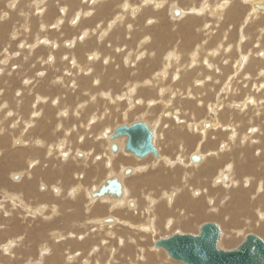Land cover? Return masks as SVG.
<instances>
[{
    "label": "bare ground",
    "instance_id": "obj_1",
    "mask_svg": "<svg viewBox=\"0 0 264 264\" xmlns=\"http://www.w3.org/2000/svg\"><path fill=\"white\" fill-rule=\"evenodd\" d=\"M8 1V0H7ZM10 1V0H9ZM12 1V0H11ZM18 0H14L11 5H14L13 8L9 9L10 10H13L17 4ZM36 2V4H38L37 6L34 5L35 7V13H37L39 15V19L40 17H42V20L43 18H50L52 17V13H53V10L57 7L60 11V14L61 12L63 13V11L66 12V15L69 13L71 14L73 12V10L71 9V7L69 8V6L67 5V3L69 2V4H72L74 5L73 7H75L76 4H78V1L79 0H66V4H62L63 1L65 0H62V2L60 1H57V0H34ZM86 1H90V0H83L82 2H86ZM149 1V3L147 2ZM160 1V2H159ZM202 2L197 4V2H190L192 8H190V10L192 9V11H188L189 7L188 4L187 6L186 5H183L181 6L179 3L178 0H176L175 3H170L168 5V8L171 7V10L173 11V13L175 11H179V14H175L177 16L181 15L180 17L178 18H174L175 21H178L181 22L180 23V34H181V38L183 39V42H182V46H183V50L186 49L187 51L189 50L188 54L190 55V57L192 58L191 60L193 61V65L189 62V64L182 60H180L181 64L179 65V67L181 66L182 70H183V74L180 75V68L178 66H176V69H175V74L172 72V74H170V76L172 75L174 79H179V83L180 82H183V84L185 83V81H188L189 79L191 80L192 78L194 79L193 81L195 82V78L197 76H194L195 72H197V68L198 67H193L195 66H198L199 64V59H198V56H199V48H200V44H198V40H196V38L198 37V35L196 33H191V31L193 32V29L191 31H187L186 30V27H188L191 23L193 24L195 20L198 19V17L196 16H193L192 14H197V15H200L204 12H206L208 10V5L209 3L208 2H216L215 0H201ZM242 2V0H240ZM244 1H247V0H244ZM6 2V0H5ZM233 5H232V1L231 0H223L221 1V3L219 5H217V8H218V19L222 22L225 20L227 14H230L231 13V10H232V16H233V11H239L241 8H242V3H239L237 0L236 1H233ZM248 2L251 4L250 6H252V10L254 11V15L251 14V11H250V6L248 7V10L246 12V15L244 16H241L239 18H243L242 20V23H240V33L239 34H243L244 33V30H246L247 26H249V23L252 21L254 22V20H257L258 22V25H257V28H258V40L261 42V43H264V25L260 19V16H264V0H248ZM30 3V2H29ZM91 3V2H90ZM141 4L139 5L140 7H135L137 5L136 3V0H96L94 4H92L90 7L87 8V11L85 12H88L89 15H91L89 17V19H87V16L85 17L87 20H84L82 23L81 26L79 27H87L85 28L86 29V36H89L88 34L90 32H92L90 30V28H95V26H93L94 24L96 26L99 25V30L101 31L102 33V37L104 38H100L98 40H94V41H91V40H86V42L84 44H79L76 42V40L74 38H76V34H75V37L72 38L71 36V41L68 42V48L67 50L69 49V52L67 53V56L68 54H71L73 55L70 59V64H71V61H72V64L71 66L75 67V69L78 68V66H81L83 67V74L84 76H80V80L84 81L87 83L88 86H91V81L92 83L93 82H97V84L99 85V89L101 91V93H103V97L105 99H108L110 102H120V100H122L121 98L125 95H120V94H116L115 91L111 92V91H108V90H101V88L106 84L107 85V82H105V73H116V74H120L121 72H124L126 71V69H123V67L118 70V71H114V67L116 66V64H119L121 63V60L119 58L118 55H114V53H112V51H119L117 52L118 54H121L123 52H125L124 49H126L128 47H124L123 48V42L125 41L126 44H127V41H126V38L127 37H131V42L133 41V39L136 41L138 39L139 44L138 46H140L142 49L139 50V54L136 56L134 62L132 60L129 59V61L126 63L125 66L128 67L131 66L132 68L135 67V68H138V65H137V60L141 59L143 57L144 59V56L147 54H149L148 50H150L148 47H150L152 44V36L156 37V40L158 43H161V42H165V41H169L171 42L173 39H176V34L172 31V30H169L167 31L168 28H170V26L167 27V24H166V16H165V10H163V7H164V4L166 3L165 0H141L140 2ZM160 3V10L156 11L154 10L153 7H156L154 6L155 4H158ZM7 4V3H6ZM31 4H33L31 2ZM30 4V5H31ZM83 4V3H82ZM136 4V5H135ZM184 4V3H183ZM29 5V7H30ZM62 5V6H60ZM145 5V6H144ZM167 5V4H166ZM165 5V6H166ZM71 6V5H70ZM87 6V5H86ZM172 6H175V7H172ZM178 6H181L182 8L178 9L177 7ZM211 6H213L211 4ZM245 6V5H244ZM244 6H243V10H244ZM5 7V6H4ZM3 7V8H4ZM142 7V8H141ZM186 7H188V9H186ZM210 7V6H209ZM214 7V6H213ZM2 8V7H1ZM31 8V7H30ZM76 8V7H75ZM96 8V11H94L93 9ZM167 8V7H166ZM165 8V9H166ZM212 8V7H211ZM7 9V8H6ZM6 9L4 11H6ZM66 9V10H65ZM81 9V8H80ZM133 9V12L134 13H137L136 15L132 14L131 10ZM3 10V9H2ZM1 10V11H2ZM8 10V9H7ZM76 11L75 12H79L77 11V9H75ZM168 10V9H167ZM243 10L241 12V15H243ZM15 11V10H14ZM26 11V10H25ZM28 11H30V9H28ZM33 11V10H32ZM255 11H258V13L260 12L261 14H256ZM18 12V11H17ZM82 12V9L81 11ZM83 12V13H85ZM93 12V13H92ZM139 12V13H138ZM5 13V12H4ZM7 13V11H6ZM21 13L24 14L21 10ZM21 13H18L20 15H22ZM91 13V14H90ZM189 15L187 16L186 14ZM191 13V15H190ZM17 14V13H16ZM15 14V15H16ZM27 14V13H26ZM26 14H24L26 16ZM128 14H132V16H129ZM167 14V13H166ZM236 14V12L234 13ZM29 12H28V14ZM34 15V14H33ZM32 15V17H33ZM37 15V16H38ZM65 15V14H64ZM75 15V14H74ZM86 15V14H85ZM127 15V16H125ZM171 15V14H170ZM174 15V14H172ZM215 15V14H214ZM240 15V14H239ZM238 15V16H239ZM247 15H248V20L246 19L247 18ZM19 16V15H18ZM237 16V17H238ZM1 17V16H0ZM15 17V16H14ZM20 17V16H19ZM57 16L56 17V20L58 19V23H56V20H55V24L57 25L58 24V28L55 29H52V30H55V31H58V32H53L52 30H50V33L52 34H55V33H64V29L60 32L59 30H61V28H63V25L64 23H61L62 21H64V16L61 14V17ZM74 17L73 16V20H74ZM77 17V15H76ZM80 17V16H79ZM111 17V18H110ZM176 17V16H175ZM230 17V15H229ZM236 17V16H235ZM236 17V18H237ZM10 18V16L8 17ZM17 18V17H16ZM23 18V16H22ZM110 18V19H113V21L109 24L110 26H107L106 23L109 22L107 21V19ZM173 18V17H172ZM232 18V17H231ZM235 18V20H236ZM238 18V20H240ZM15 19V18H14ZM20 19V18H19ZM18 19V21H20ZM84 19V18H83ZM82 19V20H83ZM109 19V20H110ZM117 19V21H115ZM160 20L158 21V24L159 23H162V24H156L157 23V20ZM168 19V18H167ZM208 19V17L206 18ZM230 19V18H229ZM36 20V18H35ZM51 20L50 23L52 22L53 18L52 19H49ZM71 20V19H70ZM105 20L107 21L105 23ZM45 21V20H43ZM41 22L39 21L40 23L38 24V26H40V29L42 27V29H46L48 27V23H45V22ZM111 21V20H110ZM148 21V22H147ZM212 21V20H210ZM229 21V20H228ZM261 21V22H259ZM4 22V21H2ZM8 22V21H7ZM38 22V21H37ZM48 22V21H47ZM68 22V21H67ZM151 22H154V23H151ZM237 22V21H236ZM9 23V22H8ZM26 23V21L24 22ZM23 23V26L25 27V24ZM32 23V22H30ZM30 23H29V26H30ZM35 23V22H34ZM49 23V24H50ZM97 23V24H96ZM176 23L175 26L178 24ZM195 23H197V21H195ZM4 24V23H3ZM16 24H19L18 22L16 23L15 22V27H16ZM22 24V22H21ZM27 24V23H26ZM70 24V23H69ZM217 25H219L218 23H216ZM238 24V23H237ZM256 24V23H254ZM12 25V24H11ZM28 25V24H27ZM137 26L139 25L138 28H134V26ZM198 25V24H197ZM208 25L209 23H207V21H204V23L202 24V27L201 29H205L208 30ZM252 25V24H251ZM21 26V25H20ZM53 26H55L53 24ZM66 26V25H65ZM93 26V27H92ZM135 26V27H136ZM179 26V25H178ZM236 26V25H235ZM234 26V27H235ZM27 27V26H26ZM25 27V28H26ZM60 27V28H59ZM70 27V26H69ZM173 27V26H172ZM5 28V27H4ZM12 32L14 30V27H12ZM20 28V27H18ZM24 28V29H25ZM28 28V27H27ZM31 28V27H30ZM29 28V29H30ZM39 28V27H38ZM52 28V27H50ZM67 29V26L64 27ZM190 28V27H188ZM2 29V28H1ZM34 28H32L33 30ZM58 29V30H57ZM75 29V28H74ZM78 29V28H77ZM82 29V28H79V30ZM98 29V28H97ZM96 29V30H97ZM5 29H3V31H5ZM39 30V29H38ZM78 30V31H79ZM139 30H142V32H144L143 34H140L141 31ZM186 30L185 33H183L184 31ZM200 30V29H199ZM21 31V29H20ZM25 31V30H24ZM23 31V32H24ZM29 31V30H28ZM34 31V30H33ZM37 31V30H35ZM40 31V30H39ZM52 31V32H51ZM66 31V30H65ZM77 31V32H78ZM83 32V30H81ZM175 31V30H174ZM183 31V32H182ZM211 31V30H209ZM214 31V30H213ZM16 32V31H15ZM46 32V31H45ZM48 32V31H47ZM46 32V33H47ZM74 32V31H73ZM72 32V33H73ZM76 32V33H77ZM98 32V30H97ZM96 32V33H97ZM195 32V31H194ZM234 32V31H233ZM247 32V31H246ZM256 32V31H255ZM2 33V32H1ZM5 33V32H4ZM3 33V34H4ZM8 33V32H7ZM22 34V32H20ZM36 33V32H35ZM40 33V32H39ZM38 33V34H39ZM49 33V34H50ZM68 33L67 35H69L70 32H67ZM99 33V32H98ZM97 33V34H98ZM100 33V34H101ZM208 33V31H207ZM226 33L228 34L229 33V30H226ZM232 33V32H230ZM235 33V32H234ZM21 34H19V37L21 36ZM37 34V35H38ZM42 34V33H41ZM51 34V35H52ZM65 34V33H64ZM63 35V37H66V34L65 36ZM81 34V33H80ZM93 34V33H92ZM91 34V36H92ZM209 34V33H208ZM212 34V33H211ZM245 34V33H244ZM6 35V33L4 34ZM11 35V34H10ZM13 35H15L13 33ZM18 36V34H16ZM36 35V37H38ZM73 35V34H71ZM79 35V34H78ZM77 35V37H78ZM83 35V33H82ZM94 35V34H93ZM96 35V34H95ZM99 35V34H98ZM97 35V37H98ZM205 35V33H204ZM8 36V35H7ZM23 36H24V33H23ZM28 36V34L26 35ZM40 36V35H39ZM48 36V35H47ZM53 36V35H52ZM58 36V35H57ZM180 36V35H179ZM2 37V36H1ZM14 37V36H13ZM18 37V38H19ZM33 37V36H32ZM42 37V36H41ZM62 36L61 38L64 39ZM80 37V36H79ZM84 37H85V34H84ZM90 37V36H89ZM97 37H94L95 39H97ZM140 37L142 38L140 40ZM211 37V36H210ZM209 37V38H210ZM226 37V36H225ZM224 37V38H225ZM242 37V36H241ZM54 38V37H53ZM50 40L49 37H46V34L40 39L38 40V44L40 45L42 43V46L43 45H46L47 48L49 47L50 51H52L53 53H55V48H57L56 46H58V40L55 41L56 39L53 40ZM58 38V37H57ZM61 38H59V40H62ZM87 38V37H86ZM85 38V39H86ZM137 38V39H136ZM207 38V39H209ZM215 38V36H214ZM218 38V37H217ZM249 38V37H248ZM2 39V38H1ZM26 39V37H25ZM35 39V38H34ZM37 39V38H36ZM92 39V38H91ZM243 39V37H242ZM241 39V40H242ZM15 40V39H14ZM28 40V39H27ZM65 40V39H64ZM63 40V41H64ZM171 40V41H170ZM181 40V39H180ZM210 40V39H209ZM215 40V39H214ZM245 40V39H244ZM36 40H34V43H35ZM177 41V40H176ZM62 42V41H61ZM66 42V41H64ZM93 42V43H92ZM118 42V43H117ZM122 42V43H121ZM137 42V41H136ZM148 42H151L149 45L150 46H147L146 48L148 49H144V45L147 44ZM155 42V41H154ZM243 42V41H242ZM33 43V44H34ZM121 43V44H120ZM172 43V42H171ZM194 43H197L198 45L196 47L193 48V44ZM240 43V42H239ZM249 43V42H248ZM259 43V42H257ZM31 44V43H30ZM64 43L62 42L61 45H63ZM117 47V45H119ZM125 44V45H126ZM133 44H134V41H133ZM135 43V45H137ZM156 44V43H155ZM168 44V43H167ZM180 44V43H179ZM206 44V43H205ZM223 43H219L217 46L218 48L215 49H211L209 51H207V54L204 55V56H207L206 58H204L206 61L209 60V58L211 57H214L216 56L219 52H220V48H222V45ZM241 44V43H240ZM238 44V47H239V51H242L241 50V45ZM7 45V44H6ZM28 45V44H27ZM60 45V44H59ZM131 45V44H130ZM129 45V46H130ZM166 45V44H165ZM260 45H263V48H264V44H260ZM28 46H31V45H28ZM34 46V45H33ZM37 46V44H36ZM35 46V47H36ZM156 46L160 47L161 48V45L160 44H157ZM169 46V45H168ZM176 46H178L176 44ZM175 46V48H176ZM215 46V45H214ZM244 46V45H243ZM9 47V45H8ZM26 48V45L24 46ZM61 46H59L58 48H60ZM64 47V46H63ZM116 47V48H115ZM163 47V46H162ZM171 49L173 50L172 46L170 45ZM174 47V46H173ZM179 47V46H178ZM181 47V46H180ZM228 47V46H226ZM229 47H232V44L229 45ZM254 47V46H253ZM252 47V48H253ZM33 48V47H32ZM43 48V47H42ZM45 48V47H44ZM136 48V47H135ZM153 48V47H152ZM182 48V47H181ZM180 48V49H181ZM261 48V47H259ZM7 49V48H5ZM17 49V48H16ZM46 49V48H45ZM139 49V48H138ZM136 49V51L138 50ZM169 49V48H167ZM170 49V50H171ZM192 49V50H191ZM230 49V48H229ZM2 50V48H1ZM0 50V51H1ZM31 50V49H30ZM59 50V49H58ZM93 50V51H92ZM124 50V51H123ZM127 50L129 51V49L127 48ZM126 50V51H127ZM165 49H163L164 51ZM177 52H175V50L173 51H165L166 54L165 56L162 55V62L161 64L159 65V61L157 62V58H155L156 60L154 61V58L151 57V59H149V61L154 65V64H157L154 66V69H157L155 71H151L149 68H148V71L150 70V72H152L151 76H154L153 78L152 77H147L144 79L145 80V83L147 84L146 86H149L148 84H154L155 81L157 82H160L161 83V76H162V80L166 79L167 78V75H169V70L171 68L170 66V59L169 58H174L175 56L177 57V60H175L176 62L178 61V48H176ZM253 50V49H252ZM262 50V49H261ZM260 50V51H261ZM18 51H20L18 49ZM49 51V52H50ZM64 51V49H63ZM84 51H88L87 53L89 54L90 51L93 52L94 54V59L93 60H89V62L86 63L85 61V65L83 66V61H84V57L86 55H88L87 53H85V56H84ZM135 51V50H134ZM133 51V52H134ZM151 51V50H150ZM223 51H226V50H223ZM259 51V52H260ZM3 52V51H2ZM8 52V51H7ZM44 52V51H42ZM131 52V51H130ZM161 52H162V48H161ZM181 51H179V54H180ZM222 52V51H221ZM227 52V51H226ZM248 52V51H247ZM5 53V52H4ZM17 53V52H16ZM52 53V56L55 57L56 55H54ZM63 53V52H62ZM160 53V52H159ZM157 53V55L159 54ZM169 55H168V54ZM183 53V52H181ZM186 53V52H185ZM246 53V52H245ZM258 53V52H256ZM6 54V53H5ZM19 54V53H18ZM30 54V53H29ZM28 54V55H29ZM34 54V53H33ZM44 54V53H43ZM57 54V53H56ZM91 54V53H90ZM126 54V53H125ZM135 54V53H134ZM163 54V52H162ZM264 54V52H263ZM1 55V53H0ZM9 55V54H8ZM39 56V54H37ZM65 55V53H64ZM92 55V54H91ZM127 55H128V52H127ZM149 55H154L153 52H150ZM156 55V54H155ZM156 55V56H157ZM168 55V56H167ZM182 55V54H181ZM188 55V56H189ZM234 55V54H233ZM252 53H251V50L250 52L246 53L245 56H246V59H245V56L243 57V59L241 60L240 63H238L239 65L240 64H244L245 61H250V57H251ZM256 55V54H255ZM25 56V55H24ZM45 56V55H44ZM66 56V57H67ZM167 56V57H166ZM183 56V55H182ZM261 56H264V55H261ZM7 57V56H6ZM63 57V55H62ZM61 57V58H62ZM70 57V56H69ZM69 57L67 58L68 61H69ZM121 57V56H120ZM155 57V56H154ZM260 57V56H258ZM27 58V57H26ZM41 58V57H39ZM47 58V57H46ZM104 58V59H103ZM113 58H115L116 62H114V60H112ZM122 58V57H121ZM133 58V57H132ZM150 58V57H149ZM188 58V57H187ZM264 63V57H260ZM259 58V59H260ZM3 59V58H2ZM23 59V58H22ZM21 59V60H22ZM49 59V58H47ZM66 59V58H65ZM125 59H128L126 58L125 56ZM124 59V60H125ZM179 59H181L179 57ZM17 60L18 57H17ZM24 60V59H23ZM33 60V59H31ZM30 60V61H31ZM45 60V59H44ZM64 60V59H63ZM104 61H107V64L106 66L108 67V70L107 72L106 71V66H104ZM112 60V61H111ZM229 60V59H228ZM238 60V59H237ZM39 61V60H37ZM41 61V60H40ZM46 61V60H45ZM67 62L63 63L62 65L64 67L67 66ZM123 61V60H122ZM195 61V62H194ZM198 61V62H197ZM205 61V62H206ZM1 62V61H0ZM21 62V61H20ZM23 62V61H22ZM42 62H44L42 60ZM114 64H113V63ZM174 62V64L176 63ZM179 62V63H180ZM204 62V63H205ZM218 62V61H217ZM260 62V61H259ZM257 61L258 64L256 65H259V63ZM53 63V62H52ZM51 63V65H52ZM125 63V61H124ZM203 63V64H204ZM210 63V62H209ZM23 64V63H22ZM36 64V63H35ZM45 64H48L47 62H45ZM50 64V63H49ZM61 64V63H60ZM140 64V63H139ZM150 64V63H149ZM208 64V63H207ZM215 64V63H214ZM233 64V63H232ZM231 64V65H232ZM249 64V63H248ZM27 65V64H26ZM34 65V63H33ZM32 65V67H33ZM123 65V64H122ZM148 65V64H147ZM220 63H219V68L215 65L214 66V69H212L211 71H214V72H217V69H218V72H220ZM225 65V64H224ZM261 65V64H260ZM20 66V65H19ZM18 66V67H19ZM48 66V65H47ZM158 66V67H157ZM200 66V64H199ZM254 66V65H253ZM12 67V66H11ZM42 67V65H41ZM40 67V68H41ZM51 68V66H48ZM61 68L58 64L57 65H52V68ZM63 67V68H64ZM70 67V66H69ZM67 67V68H69ZM85 67V68H84ZM102 67H105L106 69H103ZM170 67V68H169ZM178 67V68H177ZM201 67V66H200ZM223 67V66H222ZM233 67V66H232ZM240 67V66H239ZM243 67V66H242ZM257 67V66H256ZM38 68V67H37ZM114 68V69H113ZM118 68V67H117ZM146 68V67H145ZM144 68V69H145ZM174 68V67H172ZM253 68V67H252ZM255 68V67H254ZM263 68H264V64H263ZM8 69V68H7ZM66 69V68H65ZM71 68H69L67 71L69 73V70ZM74 69V70H75ZM80 69V68H79ZM78 69V70H79ZM137 69V70H138ZM200 69V68H199ZM198 69V70H199ZM228 69V68H227ZM236 69V68H235ZM259 69V68H258ZM12 70V69H11ZM28 70V69H27ZM30 70V69H29ZM58 70V69H57ZM63 70V69H62ZM73 70V69H72ZM73 70V71H74ZM77 70V71H78ZM125 70V71H123ZM143 69L142 67L140 68V70L138 72H141ZM231 70V69H229ZM240 69H236V71L238 72ZM242 70V69H241ZM257 70V69H256ZM264 69H262L261 67V73ZM2 71V70H1ZM8 71V70H7ZM6 71V72H7ZM13 71V70H12ZM11 71V73H12ZM51 71V70H50ZM54 71V70H53ZM134 71V70H133ZM223 71V70H222ZM236 71H234V75L237 73ZM253 71V70H252ZM10 72V71H9ZM25 72V71H24ZM32 72V71H31ZM34 72V70H33ZM57 72V71H56ZM55 72V74H56ZM64 72V71H63ZM72 72V71H71ZM132 72V71H131ZM199 72H201L199 70ZM198 72V73H199ZM233 72V71H232ZM236 72V73H235ZM5 73V72H4ZM21 73V72H20ZM23 73V72H22ZM21 73V74H22ZM29 75L32 74L30 72H28ZM27 73V74H28ZM46 73V72H45ZM67 73V74H68ZM77 74V72H75ZM124 73H121L122 76H124L123 74ZM128 73L130 74L129 72V67H128ZM142 73V72H141ZM166 73V74H165ZM211 74H213L212 72H209ZM228 73V72H227ZM256 73V72H255ZM253 73V74H255ZM260 73V72H259ZM258 73V74H259ZM260 73V74H261ZM3 74V73H2ZM15 74V73H14ZM18 74V73H16ZM24 74V73H23ZM63 74V73H61ZM80 74V73H79ZM81 74V75H83ZM162 74V75H161ZM230 74V73H229ZM251 74L250 72H247L244 74V79H245V76L247 78H251L252 76H256V75H253ZM257 74V73H256ZM259 74V75H260ZM7 75H9L7 73ZM7 75L5 77H7ZM19 75V74H18ZM17 75V76H18ZM34 74H32V76H26V80L25 82L26 83H29L32 81L30 77H32V79L35 77H33ZM39 75V74H37ZM136 75V74H135ZM231 75V74H230ZM233 75V74H232ZM258 75V76H259ZM10 76V75H9ZM8 76V77H9ZM48 76V75H47ZM46 76V78H47ZM128 76V75H125V77ZM236 76V75H235ZM234 76V78H235ZM261 76V75H260ZM264 76V75H263ZM1 77V76H0ZM4 77V78H5ZM15 76L13 77H9L8 81L11 80L12 82H15V80L13 79ZM25 77V76H23ZM51 77V76H50ZM74 77V76H73ZM113 77V76H112ZM117 77V76H116ZM121 77V76H120ZM137 78V76H135ZM142 77H145L144 75ZM3 78V77H2ZM19 78V76H18ZM22 78V77H21ZM39 78V77H37ZM46 78H44V81L46 80ZM53 78V77H52ZM60 78V77H59ZM79 78V76H78ZM77 78V79H78ZM130 78V77H128ZM132 78V77H131ZM222 78V77H221ZM233 78V79H234ZM253 78V77H252ZM259 78V77H258ZM257 78V79H258ZM262 78V77H261ZM41 79V78H40ZM101 79H103L102 81L104 82H101ZM119 79V78H118ZM212 79L211 76H206L205 79L201 80V85H203L205 82H208V80ZM227 79V77L225 78ZM255 79V78H254ZM1 80V79H0ZM17 80V79H16ZM51 80V81H50ZM55 81V79H53ZM65 80V79H64ZM67 80V79H66ZM69 80V79H68ZM74 80V79H73ZM113 80V79H112ZM114 80H116L114 78ZM125 80V79H124ZM169 80V79H168ZM175 80V81H177ZM229 80V79H227ZM259 80V79H258ZM257 80V81H258ZM2 81V80H1ZM34 81V79H33ZM40 81V80H39ZM42 81V80H41ZM48 81V80H47ZM46 81V82H47ZM50 81V84L52 81V79H49ZM98 81H100V83H98ZM121 81V80H120ZM126 81V80H125ZM135 81V80H134ZM139 81V80H138ZM143 81V80H142ZM154 81V82H153ZM173 81V80H171ZM200 81V80H199ZM225 82V80H223ZM234 81V80H233ZM240 82L243 81L242 79L239 80ZM238 81V82H239ZM262 81V79L260 80ZM6 82V81H5ZM4 82V83H5ZM11 82V83H12ZM24 82V81H23ZM70 82V81H69ZM113 82V81H112ZM117 82V81H116ZM127 82V81H126ZM163 82V81H162ZM170 82V81H168ZM235 82V81H234ZM263 82V81H262ZM25 83V84H26ZM33 83V82H32ZM36 83V81H35ZM38 83V81H37ZM43 82H39V84ZM64 83V82H63ZM62 83V84H63ZM68 83V82H67ZM71 83V82H70ZM114 83V82H113ZM111 84V85H114V84ZM130 83V82H129ZM143 83V82H142ZM164 83V82H163ZM166 83V82H165ZM173 83V82H172ZM177 83V82H176ZM216 83V82H215ZM218 83V82H217ZM228 83V82H227ZM226 83V84H227ZM230 83V81H229ZM228 83V84H229ZM246 83H248L246 81ZM261 83V82H259ZM1 84H3V82H1ZM38 84V85H39ZM41 84V86L43 87V85ZM96 84V83H95ZM174 84V83H173ZM186 84V83H185ZM195 84V83H194ZM198 84V83H197ZM220 84V83H219ZM227 84V85H228ZM256 83L253 82L252 85H254ZM5 85V84H4ZM56 85V84H55ZM66 86V84H64ZM68 85V84H67ZM70 85V84H69ZM105 85V86H106ZM122 85V84H121ZM139 82H131L130 84L126 85L127 89H126V92H129L132 87H134V91H137V89H139ZM181 85V84H180ZM190 85V84H189ZM233 85V84H232ZM236 85V84H235ZM247 85V84H246ZM251 85V86H252ZM261 84H259L257 87L259 88ZM11 86V85H10ZM24 86V85H23ZM21 89H25V87ZM37 86V84H36ZM40 86V85H39ZM40 86V88H41ZM52 86V85H50ZM58 86V85H57ZM63 86V85H62ZM79 86V85H77ZM83 86V85H81ZM104 86V87H105ZM144 86V85H143ZM146 86L144 88H146ZM151 86V85H150ZM153 86V85H152ZM155 86H156V83H155ZM163 86V84L161 85ZM197 87V85H195ZM194 86V87H195ZM222 86V85H221ZM225 86V84H224ZM223 86V87H224ZM229 86V85H228ZM234 86V85H233ZM250 86V87H251ZM255 86V85H254ZM7 87V85H6ZM13 87V86H11ZM35 87V86H34ZM55 87V86H54ZM53 87V88H54ZM75 87H76V84H75ZM74 87V88H75ZM80 87V86H79ZM86 87V86H85ZM108 88V86H106ZM105 87V88H106ZM112 87V86H111ZM115 87V86H114ZM118 87V86H117ZM142 87V86H141ZM171 86H169L168 88L170 89ZM175 88L179 89L180 92H181V89L176 87V84L174 85ZM248 87V88H250ZM253 87V86H252ZM251 87V88H252ZM9 89V87H7ZM14 88V87H13ZM12 88V89H13ZM16 88V86H15ZM27 88V86H26ZM39 88V87H38ZM45 88V87H43ZM50 88V87H49ZM62 88V87H61ZM143 88V87H142ZM198 88V87H197ZM203 88V86H202ZM254 88V87H253ZM262 88V87H261ZM6 89V88H5ZM7 89V90H8ZM17 89V88H16ZM33 89V88H32ZM37 89V88H36ZM56 89V88H55ZM64 89V88H63ZM66 89V88H65ZM83 89V87L81 88ZM89 89H91L89 87ZM119 89V88H118ZM149 89V88H148ZM174 89V88H173ZM176 89V91H177ZM183 89V88H182ZM187 89L190 91L192 90L191 86H187ZM220 89V88H218ZM217 89V90H218ZM230 89V88H229ZM241 88H239L240 90ZM1 90V89H0ZM6 90V91H7ZM14 90V89H13ZM28 89H26V91L24 90H21L22 92L18 91L16 94H18L17 96L22 97V95L26 92H27ZM38 90V89H37ZM34 94V95H39V92H37ZM41 90V89H40ZM39 90V91H40ZM49 90V89H48ZM53 90V89H51ZM50 90V91H51ZM71 90V89H69ZM153 90V89H152ZM150 89V92L152 91ZM172 90V88H171ZM186 90V87L185 89ZM196 90V89H195ZM194 90V91H195ZM217 90L215 91V94H217ZM238 90V88H237ZM9 91V90H8ZM24 91V92H23ZM45 91V90H44ZM59 91V90H58ZM66 91V90H65ZM88 91V90H86ZM93 91V90H92ZM106 91V92H105ZM120 91L117 90L116 92ZM146 91V90H145ZM149 91V90H148ZM158 91V90H157ZM166 91V90H165ZM193 91V92H194ZM201 91V90H200ZM199 91V92H200ZM212 91V90H211ZM226 91V90H225ZM241 91V90H240ZM248 91V90H247ZM14 91H12L13 93ZM90 92V91H88ZM154 92V90L152 91ZM196 92V91H195ZM224 92V91H223ZM235 92V88L232 87L231 89V93L234 94ZM1 93V92H0ZM11 93V94H12ZM22 93V94H21ZM28 93V92H27ZM42 93H43V90H42ZM49 93V92H48ZM52 93V92H51ZM69 93V92H68ZM96 93V92H95ZM122 93H125V92H122ZM135 93V92H134ZM134 93L132 92H129V94L126 95L130 97V107L132 108H135V106L137 105L136 103V100H135V95ZM166 93V92H165ZM192 93V92H191ZM219 93V92H218ZM249 94L248 95V98L249 100L246 101L243 100V105H241L238 102L237 99H233L234 100V103L235 105H233L231 107V105L229 106V108H226V109H232V110H236L239 115L238 116H233L235 113L234 112H227V110H225L224 108L221 109L220 107V104H217V103H210L209 104V107H207V109H209V113L210 116L212 118H209V119H213V121L209 120L208 122L205 121V120H202V124L199 125V123H192L194 126L192 127L193 131H201V126L204 127V131H201L203 134L201 136V138L206 139L205 137V132H209V131H216V130H219V129H223V130H226L224 133H221L219 134L218 138L219 140L221 141H218L216 140L217 142H211L209 141V144H212L213 147L212 148H216L214 145L216 144H220L219 147H217L216 149H209L207 151H204L203 149H205V147H203L202 144L199 145L198 149H196V146L193 145L194 147L191 146L192 143L194 144H198L199 142H196L194 140H196L193 136L191 137V135H188L186 133H181L179 131H174L173 134L171 135V137L174 139H177L180 138L182 139L181 143L179 144L180 145V148L178 150V153L177 155L173 158V155H174V152H173V155L172 153L168 152L167 149H166V146L165 148L162 147V142L160 144V146L162 147L161 149H163V153L161 154L160 151L158 152V156H156V158H152V157H148L146 159H149V160H132V162L134 164H132L130 158H126L125 155L124 157H120L118 159H116V157L122 152L125 150V143H126V140H127V136H124V135H119V136H115L114 133H115V129L116 127L119 125H116L115 127L111 129V126L108 128L107 131H105V129H101V130H98V132H93V134L95 133L96 134V138H103L104 140H101L100 141V145L105 149V151H103V148L100 150L102 154H100L101 156V159L99 160L98 163L96 164H91V163H88L89 160L87 161V158L89 157V155L93 152V146L92 148H90L89 150L85 151V155L82 157V158H77L75 160V162H77V164H74L73 161H71L69 158H68V155L65 156V154L63 152H60L61 156H62V153L63 155L65 156L64 157V162H60V164L57 163V158H55L56 156H59L58 153L55 152V155H54V150L53 148L50 149V150H47V152H45L46 150H43L42 147H36L34 146V144H36V140L38 139L37 137L34 138L32 140H28V136H25L26 134H24L25 132H21L22 129H21V133L23 135H21L23 138H22V143L24 144H28L26 146V148L22 149V148H18V149H13L11 150V153H8V157H13V158H16V160L13 162L12 160H8L6 162V164L3 162V157L1 154H0V168H3L4 169V172L6 173L7 171H9L10 168H13L15 166H18V168H22V173L24 174V178H22V180H16L17 182H13V184H15V188H13L15 191H17L18 193H20V196H24L25 198H28V199H31V197H33L35 199V197L37 196H44L46 197V195L50 196L49 194H51L52 196L51 197H56L52 194L51 190H49V185H52V182L56 181L55 184H58L59 187H57V192H56V189L55 190V193H57L56 195H58L59 197H64V199H66V201H68V207H69V210H68V214H64L62 215L61 217H59L58 219L54 220L51 222L52 219H50V222L49 223H46V225H40L39 227L35 226V228L37 229H33L34 233H35V236L38 238L36 240V246H34V249L35 251L38 253L37 255H39L41 257V262L36 260L34 264H64L63 262V258L64 259H67V261L65 262V264H89L88 263V257L82 259V257L84 256V254H82L80 251L81 250H77V249H73L74 247H77V246H80L81 248V243H85L87 244L88 246L85 248L87 250V248L90 247V251H89V255L91 257L93 256H96L95 258H100L103 260V262H100V261H96L98 262V264H151L150 262H153L152 264H168L167 262L168 261H165L166 258L163 256L162 252H161V249H157L158 247L155 246L154 248L152 249H146V258H145V255H141L142 252L139 250L140 248H138L137 246H139V244L143 243V242H140L138 240V236H147V242H144L146 245L148 244V241L149 239H151L150 237L153 236V234H156L157 232H160L162 228H174L175 229H178L181 230V231H186L188 228L192 229L191 227H193V222L195 220H199L201 218H203L204 216V212H206L204 209H205V205H204V202L205 200L207 199V201L209 200L210 196L208 193H205L204 192V187L202 185L203 188H201L202 190L200 191V189L198 190L199 191V194L195 191H193L194 189V186L196 187L197 185H200V179L202 180L203 178H207L208 179V182L211 183L210 179L211 177H213V173H217V177L218 175L222 176L221 178L219 179H216L215 182L217 184H215V186H218L219 188H222V187H225L226 190L224 192H221L220 191V196H217L216 198L218 199V202L220 201L221 203H223L222 207H219V203H216L218 205H215V206H218V207H212L210 210H209V216H211L212 218L213 217H217L221 220H224V225L225 226H228L229 227V236H225V232L227 230H224L222 227V234H221V239L222 237L225 238L227 237L228 240H232L234 239V235H241L244 233H242V230H244L243 228H240L242 227V223L240 222L241 219H243L242 221H244L245 224L247 225H250L252 228H256V227H259L258 230H261V231H264V177L262 178V176L260 177V180L256 183H254L252 181V179L255 177L252 178V175L249 176L250 174H247V172H255L256 171V168L254 167V165L252 164V162H247V163H244V164H239V161L242 159V157H244V153H246L245 155L247 156V158H251L253 157L250 152L252 151L248 145V147H246L247 144H245L247 141H250L249 143L253 144L254 146H259L261 147V144L264 143V103H262L264 101V98L261 99V96H260V99L259 97L256 95L255 93V90H252L251 92H246L243 91L241 92L240 94H235L234 96H237L239 98H242L244 96V94ZM264 93V86L262 88V91H261V94ZM10 94V93H9ZM10 94V96H11ZM15 94V95H16ZM24 94V96H25ZM30 94V93H29ZM85 94V91L83 92L82 95ZM137 94V93H136ZM142 94L145 96V94L142 92ZM155 94V93H154ZM197 94V93H196ZM28 95V94H26ZM34 95L31 96L34 98ZM58 94H56L55 96L52 95V98L47 94V93H43V95L41 94V96H37V98L35 99V102L33 103V101L31 102L30 105H28V110L26 108V102L30 101L29 99L26 98H21V103L22 104H19L21 105V115H22V118H25L24 120L27 121L29 120V124L28 125H31L33 124V126L36 125V122L32 119H36L38 118L39 116L42 115V113H45V112H50V111H53L54 112V108L55 106L52 108L51 106L52 105H49V103L51 104H57L60 103V99L62 96L60 97V93L59 95L57 96ZM70 94H68L69 96ZM92 95V93H91ZM99 95V94H98ZM106 95V96H105ZM132 95V96H130ZM139 95V94H138ZM142 95V96H143ZM148 95V94H147ZM151 98H154L153 94H151ZM182 95V94H181ZM204 95V94H203ZM241 95V96H240ZM65 96V94H64ZM67 96V97H68ZM73 96V95H72ZM90 96V95H89ZM143 96V97H144ZM171 96V95H170ZM214 96V95H213ZM216 96V95H215ZM9 97V95H8ZM29 97V96H28ZM60 97V99H59ZM66 97V98H67ZM79 97V96H78ZM77 97V99H78ZM84 97V96H83ZM86 97V95H85ZM91 97V96H90ZM93 99L95 97V95L93 94ZM98 97V96H96ZM100 97V96H99ZM132 97V98H131ZM182 97V96H181ZM186 97V96H184ZM195 97V96H194ZM226 97V96H225ZM62 98H65V97H62ZM80 98V97H79ZM102 98V96H101ZM138 98V97H137ZM148 98V97H146ZM151 98L149 100H151ZM158 98V97H157ZM156 98V99H157ZM187 98V97H186ZM216 98V97H215ZM224 98V97H223ZM13 99V98H12ZM17 99V98H16ZM68 99V98H67ZM92 99V98H91ZM96 99V98H95ZM139 99V98H138ZM155 99V100H156ZM166 100V98H164ZM214 99V98H213ZM4 100V99H3ZM73 100V99H72ZM147 100V101H149ZM165 100H162L165 102ZM235 100H237V102H235ZM9 101H10V97H9ZM15 101V100H14ZM68 101V100H67ZM158 101V100H157ZM225 101V100H224ZM232 101V100H231ZM0 102H1V99H0ZM3 102V101H2ZM5 102V101H4ZM7 102V101H6ZM16 102V101H15ZM48 102V103H47ZM62 102V101H61ZM109 102V103H110ZM144 102V100L142 101ZM146 102V100H145ZM150 102V101H149ZM154 101H152V104ZM8 103V102H7ZM18 103V102H17ZM20 103V102H19ZM40 103H46V104H43V106L40 104ZM63 103V102H62ZM70 103H71V100H70ZM69 103V104H70ZM81 103H84V102H81ZM151 103V102H150ZM149 103V104H150ZM156 103V102H155ZM158 103V102H157ZM161 103V102H160ZM159 103V105H160ZM10 104V103H8ZM40 104V105H39ZM76 104V102H75ZM88 104V103H87ZM85 103V105H87ZM120 104V103H119ZM124 104V103H123ZM142 104V103H141ZM145 104V103H144ZM7 105V104H6ZM18 105V107H19ZM60 105V104H58ZM65 105V104H64ZM82 105V104H81ZM115 105V104H114ZM148 105V104H146ZM151 105V104H150ZM149 105V106H150ZM163 105H165L163 103ZM225 105V104H224ZM1 106V105H0ZM15 106V105H14ZM17 106V105H16ZM38 106H42L41 108H39ZM57 106V105H56ZM62 107H64L63 105H61ZM158 106V105H157ZM167 106V105H166ZM208 106V105H207ZM4 107V106H3ZM9 107V105H8ZM33 107V109H32ZM61 107V109H62ZM66 107H69V106H66ZM172 107V106H171ZM254 107V110H251L252 108ZM12 108V107H11ZM11 108H9V110H11ZM16 108V107H14ZM59 106H58V110H59ZM71 108V106H70ZM78 108V107H77ZM76 108V109H77ZM86 108V107H85ZM131 108H129V110H127L128 112L124 114V117H126L127 115L129 116H133V117H137V118H140L141 120L142 119H145V118H148L147 117V114H150L148 112L147 109H142V110H139V111H136V109H134L133 111L130 110ZM150 108V107H149ZM244 108L243 110V114L245 112H249L247 110H251L247 115H241L240 116V113H241V109ZM18 109V108H17ZM56 109V108H55ZM65 109V108H64ZM92 109V108H91ZM94 109V108H93ZM97 109V108H96ZM139 109V108H138ZM137 109V110H138ZM151 109V108H150ZM149 109V110H150ZM152 109H155L152 107ZM63 110V109H62ZM67 112L68 113V109L66 108ZM4 111V110H3ZM13 111V109H12ZM57 111V109L55 110ZM61 111V110H60ZM64 111V110H63ZM75 111V110H74ZM80 111V110H79ZM81 111H83V109H81ZM99 110L97 109V112ZM101 111V110H100ZM105 112H110V115L113 114V112H111L110 109H105L104 110ZM229 111V110H228ZM58 113H61L59 111H57ZM97 112H94V113H97ZM155 112V111H154ZM4 113V112H3ZM7 113H10V112H7ZM15 113V112H13ZM12 113V114H13ZM63 113V112H62ZM73 113V112H72ZM153 113V112H152ZM159 113V112H158ZM163 113V112H162ZM11 114V115H12ZM50 114V113H49ZM54 114V113H52ZM105 113H101V116H94L96 117L95 120L99 119L100 117L103 116V118L105 117L104 116ZM155 114V113H154ZM153 114V115H154ZM59 115V114H58ZM58 115H57V118H58ZM83 115V114H82ZM92 115V114H91ZM90 115V116H91ZM107 115V114H106ZM110 115L109 117L107 118V120H103L102 122H99L92 126L91 124L87 126L88 130L90 128L93 129H97L101 126H103L104 124H108V120L110 122ZM120 115V114H119ZM167 115V114H166ZM170 115V114H169ZM51 116V114H50ZM49 116V118H50ZM53 116V115H52ZM51 116V117H52ZM55 116V115H54ZM53 116V117H54ZM113 116V115H112ZM242 116H243V120H242ZM14 117V116H13ZM44 118V116H41ZM46 117V116H45ZM70 117V116H69ZM81 117V116H79ZM88 117V116H87ZM115 117V116H113ZM161 117V116H160ZM55 118V117H54ZM90 118V117H88ZM106 118V117H105ZM119 118V117H118ZM132 118V117H131ZM216 118L218 121H216ZM42 118H40V121H41ZM48 119L50 121H53L55 119ZM64 119V118H63ZM84 119V118H83ZM151 119V117H150ZM153 119V118H152ZM157 119H158V116H157ZM155 119V120H157ZM208 119V118H207ZM206 119V120H207ZM22 120V121H24ZM39 120V119H38ZM44 120V119H43ZM61 121V119H58ZM66 122L67 119L65 118ZM64 120V121H65ZM154 120V119H153ZM154 120V121H155ZM159 120V119H158ZM224 120H225V123H227V127L225 125V127L223 126L224 124ZM238 120H239V124H238ZM37 121V120H36ZM46 121H47V118H46ZM57 121V120H55ZM55 121L53 122V124L55 123ZM60 121H57V122H60ZM82 121V120H81ZM119 121V120H118ZM136 121V120H134ZM133 121V122H134ZM144 121V120H143ZM149 121V120H148ZM184 122L183 120H178L177 123H181ZM201 122V120H199ZM256 121H261V124H258L259 126H254V128L252 129H249L248 128V124H251V122H256ZM1 122V121H0ZM49 122V121H48ZM59 124V123H57ZM86 122V121H85ZM131 122V123H133ZM146 122V121H145ZM151 122V121H150ZM7 123V122H6ZM15 123V122H14ZM24 123V122H23ZM27 123V122H25ZM39 123V121H38ZM42 123V122H40ZM47 123V122H45ZM63 122L61 121V124ZM113 123V122H112ZM148 123V125L151 127L152 131H153V141H154V138H155V141L154 143H157V141H159L160 139H162L160 133H162V131L160 132V128H159V132L157 130H155V124L154 122L151 124L149 122H146ZM1 124V123H0ZM5 124V123H4ZM12 124V123H11ZM44 123H42L43 125ZM49 124L51 125V123L49 122ZM75 124V123H74ZM73 124V125H74ZM81 124V122H80ZM88 124V123H87ZM95 124V123H94ZM128 125H130V123H127ZM162 124V122H161ZM191 124V123H190ZM13 125V124H12ZM38 125V124H37ZM41 125V124H40ZM72 125V124H71ZM72 125V126H73ZM109 125V124H108ZM177 125V124H176ZM255 125V124H254ZM3 126V125H2ZM9 126V124H8ZM15 126V125H14ZM23 126V124H22ZM24 126L26 127V125L24 124ZM49 126V125H48ZM54 126V125H53ZM107 126V125H106ZM158 126V125H157ZM178 126V125H177ZM261 126V127H260ZM1 127V126H0ZM17 127V126H16ZM19 127V126H18ZM43 127V126H42ZM42 127H38L40 130H42ZM51 127V126H50ZM59 127V126H57ZM74 127V126H73ZM77 127V126H76ZM82 127V126H81ZM187 127V126H185ZM251 127V126H250ZM1 128H5V126L1 127ZM21 128V127H20ZM86 128V127H85ZM86 128V129H87ZM162 128V127H161ZM244 130L246 128H248L247 130H249L247 132V139L245 140L243 137L240 138L239 134L242 132L241 129ZM7 129V128H6ZM36 128H34L35 130ZM38 129V130H39ZM49 129V127H48ZM53 129V127H52ZM72 129V127H71ZM263 129V131H262ZM44 130V129H43ZM65 130V129H64ZM78 130V128H77ZM110 130V131H109ZM162 130V129H161ZM181 130V129H180ZM222 130V131H223ZM254 130V131H253ZM2 131V130H0ZM9 131V130H8ZM7 131V132H8ZM17 131V130H16ZM19 131V129H18ZM24 131V130H23ZM26 131V130H25ZM31 131V130H30ZM47 131V130H46ZM53 131V130H52ZM56 131L58 132V129H56ZM63 131V130H62ZM66 132H64L63 134V137L65 135H67L66 133H69L70 130H65ZM91 131V129H90ZM189 131V130H188ZM2 131V135L0 134V146L2 145L3 148H4V145L6 143H8V140L9 138H12V137H9V134L7 132H4ZM74 132V131H73ZM72 132V133H73ZM82 132H83V129H82ZM12 133V132H11ZM10 133V134H11ZM55 133V131H54ZM63 133V132H62ZM78 133V132H76ZM88 133V132H87ZM90 133V132H89ZM92 133V131H91ZM245 133V131H244ZM242 132V134H244ZM13 134V133H12ZM11 134V135H12ZM17 134V133H16ZM41 134V132H40ZM48 134V133H46ZM84 134V133H83ZM86 134V133H85ZM242 134H240L242 136ZM14 135V134H13ZM38 135V133H37ZM61 135V134H60ZM48 136V135H47ZM52 136V135H51ZM50 136V137H51ZM72 136V135H71ZM75 136V134H74ZM91 136V135H90ZM200 136V134L198 135ZM80 137V136H79ZM166 137V136H165ZM19 138V137H18ZM32 138V137H31ZM41 138H44L40 136V139ZM53 138V137H52ZM58 138V136H57ZM62 138V136H61ZM77 138V137H76ZM85 138V137H84ZM87 138V137H86ZM85 138V139H86ZM90 138V137H89ZM108 138V139H107ZM171 138V139H172ZM217 138V139H218ZM14 139H17V137ZM48 139V143L51 141L49 140V137H47ZM60 139V138H59ZM63 139V138H62ZM67 139V138H66ZM64 139V140H66ZM81 139V138H80ZM92 139V138H91ZM94 139V138H93ZM165 139V138H163ZM167 139V138H166ZM165 139V140H166ZM243 139V140H242ZM42 140V139H41ZM53 140V139H52ZM54 140H58V139H54ZM113 140V141H112ZM116 140V141H115ZM164 140V141H165ZM171 140V141H173ZM207 140V139H206ZM223 140V141H222ZM31 141V142H30ZM39 141V140H38ZM58 141H61L62 143V140H58ZM70 141V140H69ZM112 141L111 145H110V142ZM163 141V142H164ZM13 142V141H12ZM42 142V141H41ZM47 142V141H46ZM45 142V144H47ZM73 142V141H72ZM89 142V141H88ZM87 140L85 142L88 143ZM109 142V143H108ZM33 145H32V144ZM165 143V142H164ZM224 145H223V144ZM44 144V143H43ZM54 141H53V146L54 147ZM58 144V142L56 143ZM69 144H72L71 141ZM114 144H117V149L118 151L114 152L111 147H113L112 145ZM158 144V143H157ZM169 144V143H167ZM175 143H173L174 145ZM40 145V144H39ZM50 145V144H49ZM51 145H52V142H51ZM50 145V146H51ZM66 145V144H65ZM75 145V144H74ZM156 145V144H155ZM172 145V146H173ZM178 145V147H179ZM205 145V144H204ZM252 145V147H254ZM57 146V145H56ZM68 146V145H67ZM79 146V145H78ZM89 146V147H91ZM95 146V145H94ZM169 146V145H168ZM207 146V144H206ZM21 147V146H20ZM46 146H44L45 148ZM70 147V146H69ZM203 147V149H202ZM49 146L47 145L46 149H48ZM51 148V147H50ZM58 148V147H56ZM55 148V149H56ZM71 148V147H70ZM96 148V147H95ZM171 148V147H170ZM187 148V150L189 148H193V149H190V151H184V149ZM7 149V148H5ZM79 149V148H78ZM122 149V150H121ZM158 149V148H157ZM173 149V148H172ZM2 148H0V152ZM9 150V148L7 149ZM6 150V151H7ZM69 150V149H68ZM76 150V149H75ZM108 150V151H107ZM120 150L122 152H120ZM166 152H165V151ZM170 150V149H169ZM174 150V149H173ZM4 151V149H3ZM67 151V150H66ZM71 151V150H70ZM221 151L225 152V153H221ZM10 152V151H9ZM72 152V151H71ZM70 152V153H71ZM77 152V151H76ZM111 152V153H110ZM125 152V151H124ZM177 152V151H176ZM187 154H186V153ZM261 152V151H260ZM67 153V152H66ZM117 153V154H116ZM243 153V154H242ZM112 154V155H111ZM160 154V155H159ZM195 154H197V157H199V159L196 161L193 159V157L195 156ZM191 155V156H190ZM214 157V158H209L207 159L208 156L210 157ZM6 156V155H5ZM55 156V157H54ZM74 156V155H72ZM131 156V155H130ZM148 156V155H147ZM256 156V155H255ZM7 157V158H8ZM128 157V156H127ZM133 157V156H132ZM74 158V157H73ZM100 158V157H99ZM98 158V159H99ZM255 159V157H253ZM56 159V160H55ZM60 159V158H58ZM82 159V160H81ZM207 159V160H206ZM245 159V158H243ZM257 159V158H256ZM260 159V158H258ZM61 160V159H60ZM63 160V159H62ZM190 160L191 162H186ZM93 161H96V159H93ZM136 161V162H135ZM254 161V160H252ZM259 161V160H258ZM263 161V160H262ZM40 162H42V164L44 165V167L41 166ZM73 162V163H72ZM128 162H131L132 166L131 167V173L130 174H125V168H124V164H129ZM243 162V160H242ZM27 163V164H26ZM36 163V164H35ZM259 163V162H257ZM203 164H206V166L204 165V167L202 166ZM222 164V165H221ZM261 164V163H260ZM30 165V166H29ZM221 165V168H219L218 166ZM108 167L110 168L108 173H109V178L105 179L101 184L100 183H97L95 182L94 180H98V177H101L103 178V176H105L106 174H104L105 172V169L104 167ZM131 166V165H129ZM189 166V167H188ZM200 166H202L203 168H200ZM218 167V168H216ZM260 167V166H259ZM122 168L123 171H122ZM195 168H199L198 170H195ZM214 168L218 169L217 172L214 171ZM255 168V169H254ZM258 168V167H257ZM168 169V170H167ZM215 169V170H216ZM259 169V168H258ZM262 169V168H261ZM108 170V169H107ZM167 170V172H166ZM263 170V169H262ZM76 172L77 175L79 176V179L75 180V182H70L69 184L66 183V180H71L72 179V172ZM165 171V173H164ZM258 171V170H257ZM3 171L0 172V177L1 175L3 174L2 173ZM13 172H15L13 170ZM19 172V171H18ZM107 172V171H106ZM123 172V173H122ZM169 172H171V175H176L175 178V181H171L170 182V177H167L169 176ZM182 172V174H181ZM12 173V172H11ZM16 173V172H15ZM107 173V174H108ZM257 173V172H256ZM259 173V172H258ZM257 173V174H258ZM119 174V175H117ZM124 175H128V176H123ZM136 174V175H135ZM152 174V186H153V190H154V187L156 185V181H159V182H163V181H166L162 184H168L170 185V187H164L162 188L161 190V193L158 195L157 193L154 194V191L152 189H150L149 191H147V185H148V182H149V175ZM181 174V176H180ZM252 174V173H251ZM260 174V173H259ZM14 176L16 174H13ZM19 175V174H18ZM135 175V176H133ZM5 176V175H4ZM3 176V177H4ZM76 176V174L74 175ZM91 176V179H92V182H95V183H87V179ZM120 176V177H119ZM133 176V177H132ZM258 176V175H257ZM121 178L122 181L124 180L125 181V184L124 182L122 183L121 182V179L119 180L120 183L122 184V189H123V193L121 194V197H118V196H112L111 194L109 193H105L104 195H99L98 192H99V189L102 187V185L104 183H106V181H108L109 179H112V178ZM131 177V178H130ZM157 177L156 181H155V178ZM74 178V177H73ZM106 178V177H105ZM128 178V180H127ZM6 178H4L5 180ZM16 179H19V178H16ZM104 179V178H103ZM203 179V180H205ZM206 179V180H207ZM210 179V180H209ZM259 179V178H258ZM7 180V179H6ZM204 181V185L206 187V184L209 185V183H207V181ZM217 180H220L222 181L221 183L217 182ZM1 181V180H0ZM81 182L80 185H82V187H79L78 186V189L77 187H75V185L78 183V182ZM191 181H193L194 183H191ZM4 182V181H2ZM40 182H45L47 183L45 186V190H47L46 192L44 191H40L38 190L37 186L39 184H41ZM249 184L247 185V188L245 190L242 189L241 187H239L240 185L244 186L245 183H248ZM196 183V184H195ZM198 183V184H197ZM124 184V185H123ZM54 185V184H53ZM52 185V186H53ZM73 185L75 187V189L73 188ZM41 186V185H40ZM56 186V185H55ZM211 186V185H210ZM5 189H7L9 187V185L5 184L4 185ZM199 187V186H197ZM55 188V187H53ZM207 188V187H206ZM224 188V189H225ZM12 189V190H13ZM40 189V187H39ZM189 189L191 191V194H192V198L190 197L189 195ZM214 189V188H213ZM68 190V191H67ZM211 190V189H210ZM4 191V190H3ZM9 192V190H6ZM218 191V190H217ZM134 192V193H133ZM214 192V191H213ZM216 192V191H215ZM219 193V192H218ZM216 193V194H218ZM4 196L6 195L4 192H3ZM2 195V194H1ZM13 195V194H12ZM14 195H17V197H13L16 199V201L14 202V205L16 206L17 205V208H15L16 210H21L22 207L20 209H18V205L20 204V202L22 201L21 204H23L25 206V203L23 202V199L18 195V194H14ZM87 195H89L90 199H87ZM109 196V198H107V196ZM68 196L70 198H68ZM59 197H56V198H59ZM170 197V198H169ZM144 198V199H143ZM21 199V200H20ZM106 199H110V200H107L109 203L108 204H105L103 203V201H105ZM132 199V200H131ZM167 199H170V202L168 203L169 200ZM216 199V200H217ZM71 200V201H70ZM94 200V201H93ZM131 200V201H129ZM135 200V201H133ZM212 199H210L208 202H210ZM20 201V202H19ZM45 201V200H44ZM146 203H145V202ZM214 201V200H212ZM30 202V201H29ZM52 202V205L53 207L51 208L52 212L53 211H56L57 208L59 207V210H60V205L56 202V201H51ZM250 202V203H249ZM38 203V202H37ZM141 203V204H140ZM225 203V204H224ZM20 204V205H21ZM28 204V203H27ZM51 204V203H50ZM124 205L123 207H119ZM210 204V203H209ZM13 205V204H12ZM55 205V206H54ZM126 205V207H125ZM212 205V203H211ZM225 205V206H224ZM29 206V205H28ZM47 207V205H44V207ZM135 206V207H134ZM2 207V206H1ZM13 207V206H12ZM131 207H134L135 209H132ZM208 207V206H207ZM13 208V209H14ZM112 209L113 212H114V215H116L115 217H110L111 219L108 220L109 223L107 220L103 219L104 216H107L105 215V211L106 209ZM26 209V208H25ZM42 209V208H41ZM41 209H39L38 211H40ZM121 209V210H120ZM126 210L127 212V215L123 216L121 214L122 210ZM23 210V209H22ZM28 210H31V208H29ZM27 210V211H28ZM76 212H73L75 211ZM5 211V209L3 210ZM37 211V212H38ZM46 211V210H44ZM13 210H9V211H6V214L5 213H2L4 214L5 216L8 215L7 217L10 218L11 217V214H12ZM22 214L21 211H15L13 212V217L14 218H10V219H16L17 221H19V218L17 217L19 214ZM32 212V211H31ZM57 213V215L60 214ZM49 213V212H48ZM54 213V212H53ZM40 214L42 216H45L46 219H49V217L51 216H55L57 217L56 215L54 214H47L44 213L43 214V211L40 212ZM1 215V214H0ZM4 215H2L0 217V225H2V223L6 220L4 219ZM36 213H33V215L30 214V216L32 217H35L36 218ZM206 215V214H205ZM10 216V217H9ZM21 216V215H20ZM26 216V215H25ZM25 216H23L24 218V221H25ZM28 216V215H27ZM26 216V218H27ZM175 216H178L179 218H181L182 220H184V225L182 224H178L175 220ZM245 218H244V217ZM29 217V216H28ZM208 217V216H207ZM243 217V218H242ZM21 218V217H20ZM33 219V218H32ZM108 219V218H107ZM204 219V218H203ZM22 220V219H21ZM38 220V219H37ZM144 220V221H143ZM212 220V219H210ZM108 222V223H105V222ZM146 222L148 223V225H145L143 224L142 228L145 229V230H149V232H146V231H142L140 232L141 230L139 229L138 225L136 224L137 222ZM20 222V221H19ZM19 222H15V223H19ZM73 223L72 225V229H68L67 228V223ZM118 222V223H117ZM127 223V225L125 226L124 223ZM141 222V224L143 223ZM210 223H215L213 221H209ZM219 222V221H218ZM21 223V227L24 228V225H22L23 223ZM123 223V224H122ZM146 223V224H147ZM205 223H208L205 222ZM203 223V224H205ZM202 224V225H203ZM124 225V226H122ZM202 225L199 227V231H200V228L202 227ZM223 225V224H222ZM221 225V226H222ZM7 226V225H6ZM5 226V227H6ZM121 226V227H120ZM3 228L2 229H6V228ZM1 228V227H0ZM141 228V227H140ZM45 229H47L48 231H46ZM114 229L115 232L113 231ZM195 228H193L192 230H194ZM233 229H236V233L232 234V230ZM22 230V229H21ZM31 230V229H30ZM29 230V231H30ZM98 230H103L105 231V234L104 236L98 241L96 240L97 237L95 239L93 238H90L91 235L94 233V232H97ZM109 230H111L112 232H108ZM66 231V232H64ZM46 232H50V237L51 239H53V241H51L53 243V245L49 246L47 244V233ZM172 232V231H171ZM228 232V231H227ZM76 233V234H75ZM80 233V234H79ZM183 233V232H182ZM185 233V232H184ZM74 234L76 236H74ZM79 234V235H78ZM110 234V236L108 235ZM192 234V233H191ZM168 235H165L164 237H161L160 238H157L155 239L153 242L155 243L156 245V241L157 240H160L162 238H165L167 237ZM242 236V235H241ZM77 237V239H80L82 240L81 243H79V241L77 242V240L75 239ZM238 237V236H236ZM244 237H246V234L244 235ZM1 239V238H0ZM45 240L46 243H44L43 241ZM223 240V239H222ZM94 245V248L93 246ZM145 245V246H146ZM1 246V245H0ZM46 246H48L49 248H47ZM92 246V247H91ZM4 249L2 250H5V252H9L11 250V247H13V242L9 244H6V245H3ZM46 248V249H45ZM143 248V247H142ZM164 251L165 249L163 247H161ZM231 248V247H230ZM1 249V248H0ZM137 249V250H136ZM144 250V249H143ZM83 251V250H82ZM11 252V251H10ZM80 252V253H79ZM85 252V251H84ZM83 252V253H84ZM141 252V253H139ZM4 253V252H3ZM123 253H125V257L124 259H122L120 262L119 260H116L114 258H116L118 256V258L120 259V257L123 255ZM47 254V255H46ZM87 254V253H86ZM85 254V256H86ZM168 255V254H167ZM10 256V255H9ZM6 257V256H2L1 255V259H0V264H7L8 262V259L10 257ZM38 256V257H39ZM112 256L114 260L116 261H112L109 260L108 258ZM169 256V255H168ZM24 257V255H23ZM46 257L48 259H46ZM102 257V258H101ZM23 259V258H22ZM44 259V260H43ZM162 259V260H161ZM164 260V261H163ZM118 261V262H117ZM175 261V260H174ZM158 262V263H156ZM95 263V262H94ZM19 264V263H18ZM33 264V263H31ZM91 264V262H90ZM97 264V263H96Z\"/></svg>",
    "mask_w": 264,
    "mask_h": 264
},
{
    "label": "rangeland",
    "instance_id": "obj_2",
    "mask_svg": "<svg viewBox=\"0 0 264 264\" xmlns=\"http://www.w3.org/2000/svg\"><path fill=\"white\" fill-rule=\"evenodd\" d=\"M14 0H6V2H5V0H0V50H1V48H2V50L0 51V53H1V55H0V79L2 80H0V99H1V102H0V126L1 127H3V126H5V128H1L0 127V130H2V131H4V132H7L8 130V134H9V137H12V138H9V140H8V143H6L5 145H4V148H3V146L1 145L0 146V148H2V152H0V154L2 155V156H4L3 157V162L6 164V162L9 160H12L13 162L16 160V158H11V157H8V153H11V150H15V149H18V148H22V149H24V148H26V146L28 145V144H24V143H22V136L21 135H23L22 133L23 132H25L24 134H26L25 136H28V140H32L33 139V137L34 138H36L37 136V140H36V144H34V146H36V147H42V149L43 150H46L45 152H47V150H50V149H54V150H56V151H54V155H55V152L56 153H58V155L59 156H54L55 158H57V163L58 164H60V162H64V157L66 156V155H68V158L71 160V161H73L74 162V164H77V162H75V160L78 158H82L84 155H85V151H87V150H89L90 148H92V146L94 147L93 148V152L89 155V157L87 158V161L89 160V162L88 163H91V164H96V163H98L99 162V160L101 159V156H100V154H102L101 153V149L103 148L101 145H100V141L101 140H104L103 138H96L95 136H96V134L94 133L93 134V132H98V130H101L102 128L103 129H105V131H107L108 130V128L111 126V129L110 130H112V128L113 127H115L116 125H127V123H130V124H132L131 122H133L134 120H136V121H134L133 123H135V122H137V121H143L144 120V122L146 121V122H149V123H153L154 122V124H155V130H157L158 132H159V128H160V132L162 131V133H160V134H162L161 135V137H162V139H160L159 141H157V143H155L156 145V147L158 148V152L160 151V153L162 154L163 153V149H161L162 147L163 148H165V146H166V149H167V151L170 153H172V155H173V152H174V155H173V158L177 155V153H178V150H179V148H180V143H181V141H182V139H180V138H178L177 137V139H174L173 140V138L171 137V135L173 134V132L174 131H179V132H181V133H186V134H188V135H191V137L193 136L196 140H194L195 141V143L196 142H199L198 144L196 143V144H194V143H192L191 144V146L192 147H194L193 145H195L196 146V149H198V147H199V145L200 144H202L203 145V147H205V149H203V147H202V149L204 150V151H207V150H209V149H216L217 147H219L220 146V144L218 143V144H216V145H214L216 148H212L213 147V145L212 144H209V141H211V142H217L216 140H218V141H221V140H219V138H218V136H219V134H221V133H224L226 130H221V129H219V130H216V131H207V132H205V137H206V139H204L203 140V138H201V136L203 135V134H201L202 132L201 131H204V127L203 126H201V131H199V132H197L196 130L195 131H193V129H192V127L194 126L192 123H199V125L200 124H202V120H205V121H209V120H211V119H209V118H212L211 116H210V114H208L209 113V109H207V107H209V104L210 103H217V104H220V107H221V109H225V110H227V112H234L235 114L233 115L234 117L235 116H238L239 115V113L236 111V110H232V109H226V108H229V106L231 105V107L233 106V105H235V103H234V100L233 99H237L238 100V102H237V100H235V102H237V103H239V102H241L240 104L241 105H243L242 104V102H243V100H245L246 99V101H248L249 100V98H248V95L249 94H244V96L242 97V98H239V97H237V96H234L235 94H240L241 92H243V91H245L246 90V92H251L252 90H255V93H256V95L259 97V99H260V96H261V99L262 98H264V93L263 94H261V91H262V88H263V86H264V70L262 71V73H261V67H262V69H264L263 68V61H262V59L260 58V57H264V56H261V55H264L263 54V52H264V48H263V45H260V44H264V43H261L259 40H258V34H259V32H258V28H257V25H258V22H257V20H254V22H250L249 23V26H247V28H246V30H244V33L243 34H239L240 33V23H242V20H243V18H239V17H241V16H244V15H246V12H247V10H248V7L251 5L249 2H248V0L247 1H244V0H242V2L240 1V0H237L239 3H242V8L239 10V11H233L234 13L236 12V14H234L233 13V16H232V10H231V13L230 14H227V16H226V18H225V20L224 21H220L219 19H218V8H217V5H219L220 3H221V1H223V0H215L216 2H208L209 3V5H208V10L206 11V12H204V13H202V14H200V15H197V14H192L193 16H196V17H198V19L197 20H195V21H197V23H195V21H193L194 23L192 24H190L188 27H190V28H188V27H186V30L187 31H191L193 28V32L191 31V33H196L197 35H198V37L196 38V40H198V44H200L201 46H200V48H199V56H198V59H199V64H200V66H199V64H198V66H196V64H195V66H193V67H198L197 68V72H195V74H194V76H197L196 78H195V82L193 81L194 79L192 78L191 80L189 79L188 81H185V83L183 84V82H180L179 83V79L177 80V79H174L173 78V74H172V72L174 71L175 72V69H176V66H178L179 67V65L181 64V62H180V60H182L183 59V61L186 63H188L189 64V62L193 65L194 63H193V61L191 60L192 58L190 57V55L188 54V52H189V50L187 51L186 49H184L183 50V44H182V42H183V39L181 38V34H180V32H179V28H180V23L181 22H179L178 23V21H175L174 20V18H178V17H180L181 15H179V16H177V15H175L176 13L174 12L173 13V11L171 10V7L170 8H168V5L170 4V3H175L176 2V0H165V4H164V7H163V10H165L164 12H165V16H166V24H167V27L168 26H170V28H168L167 29V31H169V30H172L175 34H176V36H178V37H176V39H173L171 42H169V41H165V42H161V43H158L157 42V40H156V37H154V36H152V44L153 45H151L150 43L151 42H148L147 44H145L144 45V49H147L146 47L147 46H150V47H148L150 50H148L149 52V54H150V52H153V54L154 55H145L144 56V59H143V57L141 58V59H139V60H137V65H138V67H139V69L138 68H135V67H131V66H129L128 65V67H129V72H130V74L128 73V67L127 66H125L126 65V63L129 61V59L130 60H132L133 62H134V60H135V58H136V56L139 54V50H141L142 48L140 47V46H138V44H139V42L140 41H138V39L135 41L134 39H133V41H134V44H133V41L131 42V37L129 36V37H127L126 38V41H127V44H126V42L124 41L123 42V48L124 47H127V45H128V49H129V51L127 50V48L126 49H124L125 50V52H123V53H121V54H118L117 52H119V51H117V52H115V51H112V53H114V55H118L119 56V58H120V60H121V63H119V64H116V66L113 68L114 69V71H118V70H120L122 67H123V69H126V71L125 70H123V71H125V73L124 72H121V73H124L123 75L124 76H122L121 75V73L120 74H116V73H112V74H110V73H105V82H107V85L106 86H108V88L106 87H102L101 88V90H108V91H111V92H113V91H117V90H119L120 89V91H118V92H116L115 91V93L116 94H120V95H123V94H125L121 99L122 100H120V102H118V101H116V102H110L108 99H105L104 97H103V93H101V91L100 90H98L99 89V85L97 84V82H93L92 83V81H91V86H88L87 85V83L85 82V80L84 81H82V80H80V76H84V74H83V67H81V66H78V68L77 69H75V67H73V66H71V64H72V61H71V64H70V59H71V57L73 56V55H71V54H68V56H67V53L69 52V49L67 50V48H68V42L69 41H71V39L72 38H74L75 37V34H76V38H74L75 40H76V42L77 43H79L80 45L81 44H84L85 42H86V40L88 41V40H91V41H94V40H98V39H100L101 37H102V33H101V31L99 30V25L98 26H96L95 24L93 25V26H95L96 27V29L98 30V32H97V30L93 27V28H90V30L92 31V32H90L88 35L90 36H86V29L85 28H87V27H84V26H82V27H79V26H81L82 25V23L81 22H83L84 20H87V19H89V17L91 16V15H89L88 14V12H85V11H87V8L88 7H90L92 4H94L95 3V1L96 0H90V1H86V2H82L83 0H79L78 1V4H76L75 5V7H73L74 5H72V4H69V2L67 3V5L69 6V8L71 7V9L73 10V12L71 13V14H67L66 15V12L65 11H63V13L61 12V14L65 17L64 18V21H62L61 23H64V25H63V28H61V30H59L60 32L64 29V33L66 34V37H63V35L62 34H64V33H60V34H58V33H55V34H52V33H50V30H52V29H55L56 30V28H58L57 26H58V24L56 25L54 22H55V20H56V17L57 16H59V17H61V14H60V11H59V9L56 7L54 10H53V15H52V17H50L49 19H52L53 18V20H52V22L50 23V21L51 20H49L48 18H43V20H45V21H43L42 20V17H40V19H39V15L37 14V13H35V7H34V5L35 6H37L38 4H36V2L34 1V0H18V1H16L17 2V4H16V6H15V8L13 9V10H10L9 11V9H11V8H13V6L14 5H11V3L13 2ZM57 1H60V2H62V0H57ZM132 1V0H131ZM135 1V0H134ZM175 1V2H174ZM179 1V3H181L180 5L181 6H183V5H186L187 6V4H188V6H190L189 7V9H188V7H186V9H188V11L190 10V8H192V6L190 5L192 2H197V4H199V3H201L202 1L201 0H178ZM232 1V5H233V1H236V0H231ZM256 1V0H255ZM258 1V0H257ZM30 2V3H29ZM31 2L33 3V4H31ZM91 2V3H90ZM141 2V0H136V3H137V5L136 6H134V8L135 7H140L139 5L141 4L140 3ZM148 3H149V1H147ZM160 2V1H159ZM191 2V3H190ZM220 2V3H219ZM7 3V4H6ZM66 4V0L65 1H63L62 2V4ZM83 3V4H82ZM184 3V4H183ZM219 3V4H218ZM31 4V5H30ZM167 4V5H166ZM211 4L214 6H211ZM29 5H30V7H29ZM71 5V6H70ZM87 5V6H86ZM166 5V6H165ZM245 5V6H244ZM5 6V7H4ZM60 6H62V5H60ZM145 6V5H144ZM154 6H156V7H153L154 8V10H156V11H158V10H160L159 8H160V3H158V4H155ZM181 6H176L178 9H180V8H182ZM210 6V7H209ZM243 6H244V10H243ZM2 7V8H1ZM4 7V8H3ZM159 7V8H158ZM167 7V8H166ZM172 7H175V6H172ZM212 7V8H211ZM8 10H7V9ZM82 9V12H80L81 11V9ZM142 8V7H141ZM166 8V9H165ZM3 9V10H2ZM6 9V11H7V13H6V11H4ZM28 9H30V11H28ZM75 9H77V11H79V12H75L76 10ZM168 9V10H167ZM250 11H251V13H250V15L251 14H253L254 15V11L252 10L253 8H252V6H250ZM2 10V11H1ZM15 10V11H14ZM21 10H22V12L24 13V14H28V12H29V14H30V16L29 15H27L26 14V16L24 15V14H22L21 13ZM26 10V11H25ZM33 10V11H32ZM66 10V9H65ZM94 11H96V8L95 9H93ZM242 10H243V15H241V12H242ZM18 11V12H17ZM190 11H192V9L190 10ZM5 12V13H4ZM83 12H85V13H83ZM131 12H132V14H134V15H136L137 13H134L133 12V9L131 10ZM17 13V14H16ZM18 13H21L22 15H20V14H18ZM93 13V12H92ZM139 13V12H138ZM167 13V14H166ZM255 13L256 14H261L260 12L258 13V11H255ZM16 14V15H15ZM34 14V15H33ZM65 14V15H64ZM75 14V15H74ZM86 14V15H85ZM91 14V13H90ZM132 14H128L129 16H132ZM171 14V15H170ZM172 14H174V15H172ZM215 14V15H214ZM240 14V15H239ZM20 17H19V16ZM32 15H33V17H32ZM38 15V16H37ZM76 15H77V17H76ZM187 16L189 15V13L188 14H186ZM190 15H191V13H190ZM191 15V16H192ZM229 15H230V17H229ZM239 15V16H238ZM10 16V18H8ZM15 16V17H14ZM22 16H23V18H22ZM73 16H75L74 17V20H73ZM80 16V17H79ZM87 16V19L85 18ZM89 16V17H88ZM125 16H127V15H125ZM176 16V17H175ZM237 18H236V17ZM17 17V18H16ZM58 17V18H59ZM173 17V18H172ZM208 17V19H206ZM232 17V18H231ZM15 18V19H14ZM20 18V19H19ZM35 18H36V20H35ZM84 18V19H83ZM111 18V17H110ZM110 18H108L107 19V21H109V22H107L106 20H105V23H106V25L107 26H110L109 24L113 21V19H110ZM168 18V19H167ZM230 18V19H229ZM235 18H236V20H235ZM238 18L240 19V20H238ZM18 19L20 20V21H18ZM71 19V20H70ZM83 19V20H82ZM111 21H110V20ZM247 20H248V15H247V18H246ZM210 20H212V21H210ZM229 20V21H228ZM259 20H261L262 22H264V16H260V19ZM2 21H4V22H2ZM9 23H8V22ZM26 21V23L28 24H26V23H24ZM38 21V22H37ZM39 21H43V22H45V23H48L47 25H48V27L46 28V29H42V27H41V29H40V26H38V24L40 23ZM48 21V22H47ZM54 21V22H53ZM58 21V19L56 20V23H58L57 22ZM68 21V22H67ZM115 21H117V19L115 20ZM158 21H160L159 19L157 20V23L156 24H158ZM204 21H207V23H209V25H208V30H206L205 31V29H201V27H202V24L204 23ZM237 21V22H236ZM261 21H259V22H261ZM15 22L17 23H19V24H16V27H15ZM21 22H22V24H21ZM30 22H32V23H30ZM35 22V23H34ZM148 22V21H147ZM4 23V24H3ZM23 23L25 24V27L23 26ZM29 23H30V26H29ZM50 23V24H49ZM70 23V24H69ZM151 23H154V22H151ZM176 23H178L176 26H175V24ZM216 23H218L219 25H217ZM238 23V24H237ZM254 23H256V24H254ZM12 24V25H11ZM41 24V23H40ZM53 24L55 25V26H53ZM97 24V23H96ZM159 24H162V23H159ZM158 24V25H159ZM198 24V25H197ZM252 24V25H251ZM21 25V26H20ZM67 26V29L66 28H64V27H66ZM179 25V26H178ZM236 25V26H235ZM263 25H264V23H263ZM70 26V27H69ZM136 26V25H135ZM134 26V28H138L139 27V25H137L136 27ZM173 26V27H172ZM235 26V27H234ZM6 28V30L5 31H3V29H5ZM12 27H14V30H13V32H12ZM18 27H20V28H18ZM31 27V28H30ZM39 27V28H38ZM50 27H52V28H50ZM2 28V29H1ZM25 28V29H24ZM30 28V29H29ZM32 28H34L33 30H32ZM60 28V27H59ZM75 28V29H74ZM78 28V29H77ZM79 28H82V29H80L79 30ZM20 29H21V31H20ZM40 31H39V30ZM200 29V30H199ZM25 30V31H24ZM29 30V31H28ZM35 30H37V31H35ZM55 30H52L53 32H58V31H55ZM58 30V29H57ZM67 32H70L69 33V35L70 36H68L67 34L68 33H66V31ZM79 30V31H78ZM81 30H83V32L81 31ZM175 30V31H174ZM186 30L183 32V33H185L186 32ZM209 30H211V31H209ZM214 30V31H213ZM226 30H229V33L227 34L226 33ZM16 31V32H15ZM24 31V32H23ZM47 33H46V32ZM51 31V32H52ZM74 31V32H73ZM78 31V32H77ZM139 31H141V33L140 34H143L144 32H142V30H139ZM195 31V32H194ZM207 31H208V33H207ZM235 33H234V32ZM247 31V32H246ZM256 31V32H255ZM2 32V33H1ZM6 33V35H4L5 33ZM8 32V33H7ZM20 32H22V34L20 33ZM36 32V33H35ZM40 32V33H39ZM73 32V33H72ZM77 32V33H76ZM99 34H97V33ZM230 32H232V33H230ZM4 33V34H3ZM13 33L15 34V35H13ZM23 33H24V36H23ZM39 33V34H38ZM42 33V34H41ZM50 33V34H49ZM81 33V34H80ZM82 33H83V35H82ZM94 35H93V34ZM101 33V34H100ZM204 33H205V35H204ZM212 33V34H211ZM11 34V35H10ZM16 34H18V36L16 35ZM19 34H21V36L19 37ZM28 34V36H26ZM38 34V35H37ZM46 34V37H49V39L50 40H52V38H53V40L54 39H56L55 41H57L58 42V46H56L57 48H55V53H53L52 51H50V49H49V47L47 48V46L46 45H43L42 46V43L39 45L38 44V40H40L44 35ZM53 36H52V35ZM65 34H64V36H65ZM71 34H73V35H71ZM79 34V35H78ZM84 34H85V37H84ZM91 34H92V36H91ZM96 34V35H95ZM8 35V36H7ZM36 35L38 36V37H36ZM40 35V36H39ZM48 35V36H47ZM58 35V36H57ZM77 35H78V37H77ZM97 35H98V37H97ZM180 35V36H179ZM2 36V37H1ZM14 36V37H13ZM33 36V37H32ZM42 36V37H41ZM61 36L65 39H62L61 38ZM71 36H72V38H71ZM80 36V37H79ZM93 36L94 37H97V39H95V38H93ZM211 36V37H210ZM214 36H215V38H214ZM226 36V37H225ZM243 37V39H242V37ZM19 37V38H18ZM25 37H26V39H25ZM58 37V38H57ZM87 37V38H86ZM210 37V38H209ZM218 37V38H217ZM225 37V38H224ZM249 37V38H248ZM2 38V39H1ZM35 38V39H34ZM37 38V39H36ZM59 38H61L62 40H59ZM86 38V39H85ZM92 38V39H91ZM102 38H104V37H102ZM101 38V39H102ZM207 38H209V39H207ZM15 39V40H14ZM28 39V40H27ZM142 38L140 37V40H141ZM181 39V40H180ZM215 39V40H214ZM242 39V40H241ZM245 39V40H244ZM34 40H36L35 41V43H34ZM66 41V42H64V41ZM177 40V41H176ZM64 43L63 45H61L62 44V42ZM155 41V42H154ZM243 41V42H242ZM241 44H240V43ZM249 42V43H248ZM257 42H259V43H257ZM31 43V44H30ZM34 43V44H33ZM93 43V42H92ZM118 43V42H117ZM122 43V42H121ZM120 43V44H121ZM135 43L137 44V45H135ZM156 43V44H155ZM168 43V44H167ZM180 43V44H179ZM206 43V44H205ZM219 43H223L222 45V48H220L221 50H220V52L216 55V56H214V57H211V58H209V60H205L204 58H206L207 56H204V55H206L207 54V51H209V50H211V49H213V48H215V49H217L218 48V44ZM7 44V45H6ZM31 45V46H28V45ZM36 44H37V46H36ZM60 44V45H59ZM120 44L119 45H117V47L118 46H120ZM126 44V45H125ZM131 44V45H130ZM150 44V45H149ZM157 44H160L161 45V48H162V52H163V54H162V52H161V48L160 47H158V46H156ZM166 44V45H165ZM176 44L179 46H176ZM197 43H194L192 46H193V48L194 47H196L197 45H198ZM232 44V47H229V45H231ZM238 44H240L241 45V50L242 51H239L238 49H239V47H238ZM8 45H9V47H8ZM26 45V48L24 47ZM34 45V46H33ZM130 45V46H129ZM169 45V46H168ZM170 45L172 46V48H173V50H175V52H177V50H176V48H178V50L179 51H181V52H183V53H181L180 52V54H179V51H178V56L181 58V59H179V57H178V61L176 62L175 60H177V57L175 56L173 59L172 58H169L170 59V66H171V68H170V70L168 71L169 72V75H167V78L166 79H164V80H162V76H164V75H162L161 76V83L160 82H157V81H153L154 82V84H148L149 86H146L147 84L145 83V78L147 77V75H148V77L150 76V77H154V76H151V74H152V72H150V70L151 71H155V70H157V69H154V66L155 65H157V64H152L150 61H149V59H151V57L152 58H154V61L156 60L155 58H157V62L159 61V65L161 64V62H162V55H164L165 56V54H166V52L168 51H173L172 49H171V47H170ZM215 45V46H214ZM244 45V46H243ZM36 46V47H35ZM59 46H61L60 48H58ZM64 46V47H63ZM163 46V47H162ZM174 46V47H173ZM175 46H176V48H175ZM182 48H181V47ZM226 46H228V47H226ZM254 46V47H253ZM33 47V48H32ZM43 47V48H42ZM46 49H45V48ZM136 47V48H135ZM153 47V48H152ZM217 47V48H216ZM253 47V48H252ZM259 47H261V48H259ZM5 48H7V49H5ZM17 48V49H16ZM116 48V47H115ZM139 48V49H138ZM167 48H169V49H167ZM181 48V49H180ZM230 48V49H229ZM18 49L20 50V51H18ZM31 49V50H30ZM59 49V50H58ZM63 49H64V51H63ZM136 49H138L137 51H136ZM163 49H165L164 51H163ZM171 49V50H170ZM253 49V50H252ZM262 49V50H261ZM123 50V51H124ZM127 50V51H126ZM135 50V51H134ZM192 50V49H191ZM214 50V49H213ZM223 50H226V51H223ZM250 50H251V53H252V55H251V59H250V61H245V63L242 65V64H238V63H240L241 62V60L243 59V57L245 56V54L246 53H248V52H250ZM261 50V51H260ZM3 51V52H2ZM8 51V52H7ZM42 51H44V52H42ZM50 51V52H49ZM93 51V50H92ZM92 51H90L89 52V54L86 52V51H84V56H85V53H87L88 55H86L85 57H84V61H83V66L85 65V61H86V63L87 62H89V60H93L94 59V54H93V52ZM131 51V52H130ZM134 51V52H133ZM166 51V52H165ZM222 51V52H221ZM248 51V52H247ZM260 51V52H259ZM6 54H5V53ZM17 52V53H16ZM63 52V53H62ZM127 52H128V55H127ZM160 52V53H159ZM186 52V53H185ZM246 52V53H245ZM256 52H258V53H256ZM19 53V54H18ZM30 53V54H29ZM34 53V54H33ZM44 53V54H43ZM52 53L54 54V55H56L55 57H53L52 56ZM57 53V54H56ZM64 53H65V55H64ZM92 55H91V54ZM126 53V54H125ZM135 53V54H134ZM157 53H159L158 55H157ZM9 54V55H8ZM29 54V55H28ZM37 54H39V56L37 55ZM157 56H156V55ZM168 54V53H167ZM183 56H182V55ZM234 54V55H233ZM256 54V55H255ZM25 55V56H24ZM45 55V56H44ZM62 55H63V57H62ZM169 55V54H168ZM167 55V56H168ZM189 55V56H188ZM7 56V57H6ZM67 56V57H66ZM70 56V57H69ZM122 58H121V57ZM125 56H126V58H128V59H125ZM155 56V57H154ZM166 56V57H167ZM258 56H260V57H258ZM17 57H18V59L19 60H17ZM27 57V58H26ZM39 57H41V58H39ZM49 58V59H47V58ZM62 57V58H61ZM69 57V61H68V58ZM133 57V58H132ZM150 57V58H149ZM188 57V58H187ZM3 58V59H2ZM24 60H23V59ZM66 58V59H65ZM260 58V59H259ZM22 59V60H21ZM31 59H33V60H31ZM46 61H45V60ZM64 59V60H63ZM104 59V58H103ZM125 59V60H124ZM229 59V60H228ZM238 59V60H237ZM241 59V60H240ZM245 59H246V56H245ZM31 60V61H30ZM37 60H39V61H37ZM41 60V61H40ZM42 60L44 61V62H42ZM112 60H114V62H116L115 60V58H113ZM111 60V61H112ZM123 60V61H122ZM21 61V62H20ZM23 61V62H22ZM68 61V63H67V66L66 67H64L62 64L63 63H65V62H67ZM124 61H125V63H124ZM206 61V62H205ZM218 61V62H217ZM240 61V62H239ZM257 61L261 64H259V65H256V64H258L257 63ZM45 62H47L48 64H45ZM53 62V63H52ZM103 62H104V66H106V64H107V61H104L103 60ZM174 62H176L175 64H174ZM180 62V63H179ZM195 62V61H194ZM198 62V61H197ZM205 62V63H204ZM210 62V63H209ZM23 63V64H22ZM33 63H34V65H33ZM36 63V64H35ZM50 63V64H49ZM51 63H52V65H59L61 68H56V67H54V68H52V65H51ZM61 63V64H60ZM113 63V62H112ZM140 63V64H139ZM150 63V64H149ZM204 63V64H203ZM208 63V64H207ZM215 63V64H214ZM219 63L221 64L220 65V72H218V69H217V72H214V71H211L212 69H214V66L216 65L218 68H219ZM233 63V64H232ZM249 63V64H248ZM256 63V64H255ZM27 64V65H26ZM114 64V63H113ZM123 64V65H122ZM148 64V65H147ZM179 64V65H178ZM225 64V65H224ZM232 64V65H231ZM20 65V66H19ZM32 65H33V67H32ZM41 65H42V67H41ZM51 66V68L50 67H48V66ZM108 65V64H107ZM254 65V66H253ZM12 66V67H11ZM19 66V67H18ZM70 66V67H69ZM223 66V67H222ZM233 66V67H232ZM240 66V67H239ZM243 66V67H242ZM257 66V67H256ZM38 67V68H37ZM41 67V68H40ZM64 67V68H63ZM67 67H69V68H71L70 70H69V73H68V69L69 68H67ZM118 67V68H117ZM142 67V73L141 72H138L139 70H140V68ZM146 67V68H145ZM150 67V68H149ZM158 67V66H157ZM172 67H174V68H172ZM177 67V68H178ZM237 67H238V69H240L238 72L236 71V69H237ZM253 67V68H252ZM255 67V68H254ZM8 68V69H7ZM66 68V69H65ZM80 68V69H79ZM85 68V67H84ZM103 69H106V71L105 72H107V70H108V67L106 66V68L105 67H102ZM145 68V69H144ZM148 68L150 69L149 71H148ZM180 69V75L181 74H183L184 75V73H183V70H182V68H181V66L179 67ZM200 68V69H199ZM228 68V69H227ZM236 68V69H235ZM259 68V69H258ZM13 71H12V70ZM28 69V70H27ZM30 69V70H29ZM58 69V70H57ZM63 69V70H62ZM74 71H73V70ZM79 69V70H78ZM138 69V70H137ZM201 71V72H199V70ZM229 69H231V70H229ZM242 69V70H241ZM257 69V70H256ZM2 70V71H1ZM8 70V71H7ZM33 70H34V72H33ZM51 70V71H50ZM54 70V71H53ZM78 70V71H77ZM134 70V71H133ZM223 70V71H222ZM253 70V71H252ZM7 71V72H6ZM10 71V72H9ZM11 71H12V73H11ZM25 71V72H24ZM32 71V72H31ZM57 71V72H56ZM64 71V72H63ZM72 71V72H71ZM132 71V72H131ZM233 71V72H232ZM234 71H236L235 73V75H234ZM5 72V73H4ZM22 74H21V73ZM28 72H30V73H32V74H34L33 75V79H34V81H33V79H32V77H30L31 78V82H30V84L29 83H26L25 82V80L27 79L26 78V76H32V74H30L29 75V73ZM46 72V73H45ZM55 72H56V74H55ZM75 72H77V74L75 73ZM173 72V73H174ZM199 72V73H198ZM209 72H212L213 74H211V73H209ZM228 72V73H227ZM247 72H250L251 74H253V73H255V74H253V75H256V76H252L251 78H247L246 76H245V79H244V74L245 73H247ZM261 74H260V73ZM3 73V74H2ZM7 73L10 75H7ZM15 73V74H14ZM16 73H18V74H16ZM28 73V74H27ZM61 73H63V74H61ZM68 73V74H67ZM80 73V74H79ZM231 75H230V74ZM261 75H259V74ZM37 74H39V75H37ZM81 74H83V75H81ZM136 74V75H135ZM166 74V73H165ZM170 74H172L171 76H170ZM175 74V73H174ZM233 74V75H232ZM7 75V77H5ZM19 76V78H18V76ZM48 75V76H47ZM125 75H128V76H126L125 77ZM145 76V77H142V76ZM259 75V76H258ZM13 77V76H15L13 79L15 80V82H12L11 80H9L8 81V79H9V77ZM23 76H25V77H23ZM46 76H47V78H46ZM51 76V77H50ZM74 76V77H73ZM78 76H79V78H78ZM113 76V77H112ZM117 76V77H116ZM121 76V77H120ZM135 76H137V78L135 77ZM206 76H211V78L212 79H210V80H208V82H205L203 85H201L200 83H201V80H203V79H205V77ZM234 76H235V78H234ZM3 77V78H2ZM5 77V78H4ZM22 77V78H21ZM37 77H39V78H37ZM53 77V78H52ZM60 77V78H59ZM128 77H130V78H128ZM132 77V78H131ZM222 77V78H221ZM227 77V79H229V80H227V79H225ZM259 77V78H258ZM262 77V78H261ZM41 78V79H40ZM44 78H46V80L44 81ZM78 78V79H77ZM114 78L116 79V80H114ZM119 78V79H118ZM234 78V79H233ZM255 78V79H254ZM259 80H258V79ZM17 79V80H16ZM49 79H52V81L53 82H51V84H50V81H49ZM53 79H55V81L53 80ZM65 79V80H64ZM67 79V80H66ZM69 79V80H68ZM74 79V80H73ZM113 79V80H112ZM127 81H125V80ZM169 79V80H168ZM243 80V81H239V80ZM262 79V81H260ZM40 80V81H39ZM42 80V81H41ZM48 80V81H47ZM103 79H101V82H104V81H102ZM121 80V81H120ZM135 80V81H134ZM139 80V81H138ZM143 80V81H142ZM171 80H173V81H171ZM175 80H177V81H175ZM200 80V81H199ZM223 80H225V82L223 81ZM235 82H234V81ZM258 80V81H257ZM6 81V82H5ZM24 81V82H23ZM35 81H36V83H35ZM37 81H38V83H37ZM47 81V82H46ZM71 83H70V82ZM114 83H113V82ZM117 81V82H116ZM164 83H163V82ZM168 81H170V82H168ZM229 81H230V83H229ZM239 81V82H238ZM246 81L248 82V83H246ZM1 82H3V84H1ZM5 82V83H4ZM12 82V83H11ZM33 82V83H32ZM39 82H43V84L42 83H40L39 84ZM64 82V83H63ZM68 82V83H67ZM132 82H139V84H141V85H139V89H137V91H134V87H132V89L129 91V92H132V93H134V95L136 96L135 97V100H136V103H137V105L135 106V108H131L130 107V97L129 96H127L126 97V95L127 94H129V92H126V89H127V87H126V85H128V84H130V83ZM143 82V83H142ZM166 82V83H165ZM174 84H173V83ZM177 82V83H176ZM216 82V83H215ZM218 82V83H217ZM229 84H228V83ZM253 82L254 83H256V84H254V85H252L253 84ZM259 82H261V83H259ZM26 83V84H25ZM63 83V84H62ZM96 83V84H95ZM98 83H100V81H98ZM114 84V85H111V84ZM155 83H156V86H155ZM195 83V84H194ZM198 83V84H197ZM220 83V84H219ZM229 85H227V84ZM5 84V85H4ZM36 84H37V86H36ZM41 86V84L43 85V87H45V88H43L42 86H41V88H40V86ZM56 84V85H55ZM64 84H66V86L64 85ZM68 84V85H67ZM70 84V85H69ZM75 84H76V87H75ZM122 84V85H121ZM163 84V86H161ZM176 84V87H178V88H180L181 89V92H180V90L179 89H177V88H175L174 87V85ZM181 84V85H180ZM190 84V85H189ZM224 84H225V86H224ZM234 86H233V85ZM236 84V85H235ZM247 84V85H246ZM259 84H261L260 85V87L258 88L257 86L259 85ZM6 85H7V87H9V89L6 87ZM13 86V87H11V86ZM24 85V86H23ZM50 85H52V86H50ZM58 85V86H57ZM63 85V86H62ZM77 85H79V86H77ZM81 85H83V86H81ZM144 85V86H143ZM151 85V86H150ZM153 85V86H152ZM195 85H197V87L195 86ZM222 85V86H221ZM254 87H252V86ZM15 86H16V88H15ZM22 86H23V88L25 87V89H21L22 88ZM26 86H27V88H26ZM35 86V87H34ZM55 86V87H54ZM86 86V87H85ZM112 86V87H111ZM115 86V87H114ZM118 86V87H117ZM143 88H142V87ZM146 86V88H144ZM169 86H171L170 87V89L168 88ZM187 86H191V88H192V90H188L187 89ZM195 86V87H194ZM202 86H203V88H202ZM224 86V87H223ZM252 88H251V87ZM39 87V88H38ZM50 87V88H49ZM54 87V88H53ZM62 87V88H61ZM75 87V88H74ZM83 87V89H81ZM89 87L91 88V89H89ZM185 87H186V90H184L185 89ZM232 87L233 88H235V92H234V94L233 93H231V89H232ZM248 87H250V88H248ZM262 87V88H261ZM6 88V89H5ZM14 90H13V89ZM33 88V89H32ZM38 90H37V89ZM56 88V89H55ZM64 88V89H63ZM66 88V89H65ZM104 88V89H103ZM119 88V89H118ZM149 88V89H148ZM171 88H172V90H171ZM174 88V89H173ZM183 88V89H182ZM218 88H220V89H218ZM230 88V89H229ZM237 88H238V90H237ZM239 88H241L240 90H239ZM9 91H8V90ZM26 89H28L27 90V92H26V94H28V95H26L25 93V96H24V94L22 95V97H20L19 98V96H17L18 94H16L18 91H20V92H22L21 90H24V91H26ZM41 89V90H40ZM49 89V90H48ZM51 89H53V90H51ZM69 89H71V90H69ZM150 89L152 90H154V92H150ZM176 89H177V91H176ZM196 89V90H195ZM218 89V90H217ZM7 90V91H6ZM35 90H37V92H39V95L41 96V94L43 95V93L45 94V93H47L51 98H52V95L53 96H55L56 94H58L59 95V93H60V97L62 96V94H63V96L62 97H65V98H62L61 97V99H60V97H59V99H60V103H58L57 102V106L55 105V104H50L49 103V105H52L51 107L53 108L54 106H55V108L57 109V111H59V112H61V113H58L57 111H55L56 109L54 108L53 110H54V112L53 111H50L49 113L51 114V116L53 115H55L54 117L56 118H54L53 116L51 117L50 116V114L48 113V112H45V113H42V115L41 116H44V118L43 117H41V116H39L38 118H36V119H32V120H34L35 122H36V125L35 126H33V124H31V125H28L30 122H29V120H27V121H25L24 119L25 118H22V115H21V105H19V104H22L21 103V98H26L27 97V99H29L30 101H28V102H26V108L28 107V105H30L31 104V102L33 101V103L35 102V99L37 98V96H39V95H34L35 93H36V91ZM40 90V91H39ZM42 90H43V93H42ZM45 90V91H44ZM51 90V91H50ZM59 90V91H58ZM66 90V91H65ZM86 90H88V91H90V92H88V91H86ZM93 90V91H92ZM146 90V91H145ZM149 90V91H148ZM158 90V91H157ZM166 90V91H165ZM196 92H195V91ZM201 90V91H200ZM212 90V91H211ZM217 90V94H215V91ZM226 90V91H225ZM248 90V91H247ZM12 91H14L13 93H12ZM23 91V92H24ZM85 91V94L84 95H82L83 94V92ZM194 91V92H193ZM200 91V92H199ZM224 91V92H223ZM49 92V93H48ZM52 92V93H51ZM69 92V93H68ZM96 92V93H95ZM106 92V91H105ZM122 92H125V93H122ZM142 92L145 94V96L142 94ZM166 92V93H165ZM192 92V93H191ZM219 92V93H218ZM11 94V96H10V94ZM30 93V94H29ZM91 93H92V95H91ZM137 93V94H136ZM155 93V94H154ZM197 93V94H196ZM16 94V95H15ZM22 94V93H21ZM64 94H65V96H64ZM68 94H70L69 96H68ZM93 94L95 95V97H94V99H93ZM99 94V95H98ZM139 94V95H138ZM149 96H151L152 97V95L151 94H153V96H154V98H151V97H149ZM182 94V95H181ZM204 94V95H203ZM237 94V95H238ZM8 95H9V97H10V101H9V97H8ZM34 95V98L33 97H31V96H33ZM57 95V96H58ZM73 95V96H72ZM85 95H86V97H85ZM91 97H90V96ZM144 97H143V96ZM171 95V96H170ZM214 95V96H213ZM216 95V96H215ZM29 96V97H28ZM68 96V97H67ZM80 98H79V97ZM84 96V97H83ZM96 96H98V97H96ZM100 96V97H99ZM101 96H102V98H101ZM106 96V95H105ZM130 96H132V95H130ZM182 96V97H181ZM184 96H186V97H184ZM195 96V97H194ZM226 96V97H225ZM241 96V95H240ZM68 99H67V98ZM77 97H78V99H77ZM139 99H138V98ZM146 97H148L149 99L151 98V100H149L148 98H146ZM158 97V98H157ZM216 97V98H215ZM224 97V98H223ZM13 98V99H12ZM17 98V99H16ZM92 98V99H91ZM96 98V99H95ZM132 98V97H131ZM157 98V99H156ZM164 98H166V100L164 99ZM214 98V99H213ZM4 99V100H3ZM73 99V100H72ZM156 99V100H155ZM16 102H15V101ZM32 100V101H31ZM68 100V101H67ZM70 100H71V103H70ZM144 100V102H142ZM145 100H146V102H145ZM147 100H149V101H147ZM158 100V101H157ZM162 100H165V102L164 101H162ZM225 100V101H224ZM232 100V101H231ZM3 101V102H2ZM5 101V102H4ZM8 103H10V104H8ZM63 103H62V102ZM152 101H154L153 103L154 104H152ZM18 102V103H17ZM20 102V103H19ZM75 102H76V104H75ZM81 102H84V103H81ZM110 102V103H109ZM156 102V103H155ZM158 102V103H157ZM161 102V103H160ZM48 103V102H47ZM70 103V104H69ZM85 103L87 104V105H85ZM120 103V104H119ZM124 103V104H123ZM142 103V104H141ZM145 103V104H144ZM151 105H150V104ZM159 103H160V105H159ZM163 103L165 104V105H163ZM244 103V102H243ZM262 103H264V101L262 102ZM7 104V105H6ZM42 106H43V104H46V103H40ZM39 104V105H40ZM58 104H60V105H58ZM65 104V105H64ZM82 104V105H81ZM115 104V105H114ZM146 104H148V105H146ZM225 104V105H224ZM245 104V103H244ZM8 105H9V107H8ZM15 105V106H14ZM17 105V106H16ZM18 105H19V107H18ZM61 105H63L64 107H62ZM150 105V106H149ZM158 105V106H157ZM167 105V106H166ZM208 105V106H207ZM4 106V107H3ZM42 106H38L39 108H41ZM58 106L60 107L59 108V110H58ZM66 106H69V107H66ZM70 106H71V108H70ZM172 106V107H171ZM12 107V108H11ZM14 107H16V108H14ZM61 107H62V109L64 110H62L61 109ZM78 107V108H77ZM86 107V108H85ZM151 109H150V108ZM152 107L153 108H155V109H152ZM9 108H11V110H9ZM18 108V109H17ZM65 108V109H64ZM66 108L68 109V113H66L67 112V110H66ZM77 108V109H76ZM92 108V109H91ZM94 108V109H93ZM99 110L98 112H97V109ZM129 108H131L130 110H134V109H136V111H139V110H142V109H147L148 110V112L150 113V114H147V117L148 118H145V119H140V118H137V117H133V116H129V115H127L126 117H124V114L125 113H127L128 111L127 110H129ZM139 108V109H138ZM12 109H13V111H12ZM28 109V108H27ZM31 109V108H30ZM30 109H28V110H30ZM32 109H33V107H32ZM81 109H83V111H81ZM105 109H110L111 110V112H113V114H111L110 115V112H105L104 110ZM138 109V110H137ZM150 109V110H149ZM4 110V111H3ZM34 110V109H33ZM61 110V111H60ZM75 110V111H74ZM80 110V111H79ZM101 110V111H100ZM229 110V111H228ZM243 110H244V108H242L241 109V113H240V116L241 115H247L251 110H254V107L251 109V110H247V111H249V112H245L244 114L242 113L243 112ZM262 110H264V109H262ZM66 111V112H65ZM155 111V112H154ZM4 112V113H3ZM7 112H10V113H7ZM13 112H15V113H13ZM73 112V113H72ZM94 112H97V113H94ZM153 112V113H152ZM159 112V113H158ZM163 112V113H162ZM13 113V114H12ZM52 113H54V114H52ZM101 113H105L104 114V116L106 117H104L103 118V116L102 117H100L99 119H97V120H95V116L97 115V116H101ZM155 113V114H154ZM12 114V115H11ZM59 114V115H58ZM83 114V115H82ZM92 114V115H91ZM94 114H95V116H94ZM107 114V115H106ZM120 114V115H119ZM154 114V115H153ZM167 114V115H166ZM170 114V115H169ZM57 115H58V118H57ZM91 115V116H90ZM109 115H110V122H109V120H108V124L106 123V124H104L103 126H101V127H99V128H97V129H93L92 130V128H90L91 129V131H92V133H91V131H90V129L88 130V128H87V126L88 125H92V126H94V125H96L98 122H99V124H100V122H102L103 120H107V118L109 117ZM115 116V117H113V116ZM14 116V117H13ZM46 116V117H45ZM49 116H50V118H49ZM70 116V117H69ZM79 116H81V117H79ZM90 117V118H88V117ZM157 116H158V119H157ZM161 116V117H160ZM119 117V118H118ZM132 117V118H131ZM150 117H151V119H150ZM40 118H42L41 119V121H40ZM46 118H47V121H46ZM51 118H53V119H55V120H57V121H60V120H58V119H61V121L63 122L62 124H61V121L60 122H57V121H55V120H53V121H50V120H48V119H51ZM64 118V119H63ZM65 118L67 119V121L68 122H66V120H65ZM84 118V119H83ZM155 120V119H157V120H153V119ZM208 118V119H207ZM39 119V120H38ZM44 119V120H43ZM103 119V120H102ZM183 120L184 122H182L181 121V123H177L178 122V120ZM207 119V120H206ZM22 120H24V121H22ZM37 120V121H36ZM65 120V121H64ZM82 120V121H81ZM119 120V121H118ZM149 120V121H148ZM199 120H201V122L199 121ZM242 120H243V116H242ZM38 121H39V123H38ZM51 123V125L49 124V122ZM55 121V123L53 124V122ZM86 121V122H85ZM151 121V122H150ZM211 121H213V119L211 120ZM216 121H218L217 120V118H216ZM7 122V123H6ZM15 122V123H14ZM24 122V123H23ZM25 122H27V123H25ZM40 122H42V123H44L43 125H42V123H40ZM45 122H47V123H45ZM56 122L57 123H59V124H57V125H55L56 124ZM80 122H81V124H80ZM113 122V123H112ZM145 122V123H146ZM161 122H162V124H161ZM263 122H264V120H263ZM5 123V124H4ZM13 125H12V124ZM75 123V124H74ZM88 123V124H87ZM95 123V124H94ZM191 123V124H190ZM8 124H9V126H8ZM22 124H23V126H22ZM24 124L26 125V127L24 126ZM38 124V125H37ZM41 124V125H40ZM74 126H72V125ZM148 124V123H147ZM178 126H177V125ZM227 123H225V120H224V124H223V126L225 127V125H226ZM238 124H239V120H238ZM255 124V125H254ZM258 124H261V121H256V122H251V124H248L247 126H248V128L249 129H251L252 127L254 128V126L256 127V126H259ZM3 125V126H2ZM15 125V126H14ZM49 125V126H48ZM54 125V126H53ZM107 125V126H106ZM118 125V126H119ZM158 125V126H157ZM228 125V124H227ZM227 125H226V127H227ZM17 126V127H16ZM19 126V127H18ZM43 126V127H42ZM51 126V127H50ZM57 126H59V127H57ZM77 126V127H76ZM82 126V127H81ZM185 126H187V127H185ZM251 126V127H250ZM21 127V128H20ZM38 127H42V130H40ZM48 127H49V129H48ZM52 127H53V129H52ZM71 127H72V129H71ZM87 129H86V128ZM162 127V128H161ZM225 127V128H226ZM261 127V126H260ZM7 128V129H6ZM34 128H36L35 130H34ZM77 128H78V130H77ZM248 128H246L245 130H244V128L243 129H241L242 130V132L244 133V131H245V133L244 134H242V132L240 133V134H242V136L239 134V136H240V138L241 137H243L245 140L247 139V132L249 131V130H247ZM252 128V129H253ZM18 129H19V131H18ZM21 129H22V131H21ZM39 129V130H38ZM44 129V130H43ZM56 129H58V132L56 131ZM70 130L69 131V133H66L67 135H65L64 137H63V134H64V132H66L65 130ZM82 129H83V132H82ZM162 129V130H161ZM181 129V130H180ZM17 130V131H16ZM24 130V131H23ZM26 130V131H25ZM31 130V131H30ZM47 130V131H46ZM53 130V131H52ZM63 130V131H62ZM109 130V131H110ZM189 130V131H188ZM2 131H0V134L2 135ZM22 133H21V132ZM54 131H55V133H54ZM74 131V132H73ZM247 131V132H246ZM254 131V130H253ZM262 131H263V129H262ZM3 132V133H4ZM14 134H12V133ZM40 132H41V134H40ZM63 132V133H62ZM73 132V133H72ZM76 132H78V133H76ZM88 132V133H87ZM90 132V133H89ZM12 135H11V134ZM17 133V134H16ZM37 133H38V135H37ZM46 133H48V134H46ZM84 133V134H83ZM86 133V134H85ZM61 134V135H60ZM74 134H75V136H74ZM200 134V136H198ZM48 135V136H47ZM52 135V136H51ZM72 135V136H71ZM91 135V136H90ZM222 135V134H221ZM40 136L41 137H43L44 136V138H41L40 139ZM51 136V137H50ZM57 136H58V138H57ZM61 136H62V138H61ZM80 136V137H79ZM166 136V137H165ZM14 137L16 138L17 137V139H14ZM19 137V138H18ZM32 137V138H31ZM47 137H49V140H51L49 143H48V139H47ZM53 137V138H52ZM77 137V138H76ZM86 139H85V138ZM90 137V138H89ZM62 140V143H61V141H58V140H60V139ZM67 138V139H66ZM81 138V139H80ZM92 138V139H91ZM94 138V139H93ZM163 138H167L166 140L165 139H163ZM172 138V139H171ZM218 138V139H217ZM53 139V140H52ZM54 139H58V140H54ZM64 139H66V140H64ZM108 139V138H107ZM208 139H209V141H208ZM39 140V141H38ZM71 141V143L72 144H69L70 143V141ZM86 140H87V142L88 143H86L85 144V142H86ZM165 140V141H164ZM171 140H173V141H171ZM243 140V139H242ZM13 141V142H12ZM42 141V142H41ZM47 141V142H46ZM53 141H54V147H52L53 146ZM73 141V142H72ZM113 141V140H112ZM112 141L110 142V145H111V143H112ZM116 141V140H115ZM154 141H155V138H154ZM163 143L162 144V147L160 146V144H161V142ZM165 143H164V142ZM223 141V140H222ZM31 142V141H30ZM45 142L47 143V144H45ZM51 142H52V145H51ZM58 142V144H56ZM180 142V143H179ZM250 141H247L245 144H247L246 145V147H248V145H249V147H250V149L252 150L251 152H250V154L253 156V157H255V159L253 158V157H251V158H247V156L245 155L246 153H242L243 155H244V157H242V159L239 161V164L241 163V164H244V163H247V162H252V164L254 165V167L256 168V171L255 172H247V174H250L249 176H251L252 175V178L253 177H255V179L253 178L252 179V181L254 182V183H256V182H258L259 180H260V177L262 176V178L264 177V143H262L261 144V147H260V145L259 146H254L253 144H251V143H249ZM44 143V144H43ZM109 143V142H108ZM167 143H169V144H167ZM173 143H175L174 145H173ZM32 144V143H31ZM32 144V145H33ZM40 144V145H39ZM51 146H50V145ZM66 144V145H65ZM75 144V145H74ZM205 144V145H204ZM206 144H207V146H206ZM223 144V143H222ZM47 145L49 146V148L48 149H46V147H47ZM57 145V146H56ZM68 145V146H67ZM79 145V146H78ZM92 145V146H91ZM95 145V146H94ZM114 145H117V144H114ZM169 145V146H168ZM173 145V146H172ZM178 145H179V147H178ZM219 145V146H218ZM224 145V144H223ZM252 145L254 146V147H252ZM21 146V147H20ZM44 146H46L45 148H44ZM71 148H70V147ZM89 146H91V147H89ZM113 146V145H112ZM51 147V148H50ZM56 147H58V148H56ZM96 147V148H95ZM171 147V148H170ZM5 148H9V150H7V149H5ZM56 148V149H55ZM79 148V149H78ZM174 150H173V149ZM3 149H4V151H3ZM69 149V150H68ZM76 149V150H75ZM111 149L113 150V148L111 147ZM170 149V150H169ZM190 149H193V148H189L188 150H187V148H185L184 149V151L186 150L187 152L188 151H190L191 152V150ZM218 149V148H217ZM7 150V151H6ZM67 150V151H66ZM72 152H71V151ZM122 150V149H121ZM120 150V152H122ZM10 151V152H9ZM77 151V152H76ZM103 151H105V149L103 148ZM108 151V150H107ZM114 152H116V151H118V149L117 150H113ZM125 151V152H124ZM123 152H122V154L120 153L117 157H116V159H118V158H120V157H124L126 154V158H130V160H131V162H132V160H145L146 158H148L149 156L150 157H152V158H156V156H158V155H155L154 153H150L148 156H145V157H138V156H136L135 154H133L131 151H128V150H124ZM165 151V150H164ZM177 151V152H176ZM261 151V152H260ZM60 152H63L64 154H65V156L63 155V153H62V156H61V154H60ZM67 152V153H66ZM71 152V153H70ZM166 152V151H165ZM111 153V152H110ZM186 153V152H185ZM222 153H225V152H223V151H221V153H220V155L222 154ZM117 154V153H116ZM187 154V153H186ZM6 155V156H5ZM72 155H74V156H72ZM112 155V154H111ZM131 155V156H130ZM160 155V154H159ZM256 155V156H255ZM128 156V157H127ZM133 156V157H132ZM191 156V155H190ZM195 156H197V154H195ZM8 157V158H7ZM74 157V158H73ZM100 157V158H99ZM214 157H216V156H214L213 155V157H210V156H208L207 157V159H209V158H214ZM58 158H60V159H58ZM99 158V159H98ZM243 158H245V159H243ZM257 158V159H256ZM258 158H260V159H258ZM63 159V160H62ZM75 159V160H74ZM93 159H96V161H93ZM206 159V160H207ZM82 160V159H81ZM146 160H149V159H146ZM242 160H243V162H242ZM252 160H254V161H252ZM259 160V161H258ZM263 160V161H262ZM98 161V162H97ZM11 162V161H10ZM72 162V163H73ZM131 162H128L129 164H124V168L126 169L124 172H125V174H130L132 171V169H131V167H133L132 166V164H134L133 162H132V164H131ZM136 162V161H135ZM186 162H191L190 160H188V161H186ZM257 162H259V163H257ZM261 163V164H260ZM27 164V163H26ZM36 164V163H35ZM40 164H41V166L42 167H44V165L42 164V162H40ZM78 165V164H77ZM129 165H131V166H129ZM204 165L206 166V164H203L202 166L204 167ZM222 165V164H221ZM221 165H219L218 167L219 168H221ZM30 166V165H29ZM202 166H200V168H203ZM260 166V167H259ZM189 167V166H188ZM218 167H216V168H218ZM259 169H258V168ZM124 168H122V171H123V169ZM216 168H214V171L215 172H217L218 171V169H216ZM254 168V169H255ZM263 170H262V169ZM104 169H105V172H104V174H106L105 176H103V178H101V177H98V180L96 181V180H94L95 182H97V183H102L105 179H107V178H109V173H108V171H109V169L110 168H108V167H104ZM108 169V170H107ZM199 168H195V170H198ZM216 169V170H215ZM13 170L16 172H13ZM20 170H22V168H18V166H15V167H13V168H10L9 169V171H7L6 173L4 172V169L3 168H0V172L1 171H3L2 173V175H1V177H0V217L2 216V215H4V214H2V213H5L6 214V211H11V210H13V212H15V211H21V213L22 214H19L18 212V218H19V221L20 222H22L23 224L22 225H24V228H22L21 227V223L19 222V221H17L16 219H10V218H14L13 217V212H12V214H11V217L10 218H8L7 216L8 215H4V219H6L3 223H2V225H0V259H1V255L2 256H6V257H8L9 255V259H8V262H7V264H31V263H36L35 261L36 260H38V261H40L41 262V257L39 256V255H37L38 253L35 251V249H34V246H36V240L38 239L36 236H35V233H34V231H33V229L35 228V226H37V227H39L40 225H46V223H49L50 222V219H52L51 220V222L52 221H54V220H56V219H58L59 217H61L62 215H64V214H68L69 212H68V210H69V207H68V201H66V199H64V197H59L58 195H56L57 193H55V190L54 189H56V192H57V187H59V185L58 184H55V182L56 181H54V182H52V185H49V184H47V183H45V182H40L41 184H39L37 187V189L38 190H40L41 192L42 191H44V192H46L47 190H45V189H47V188H45L46 186V184L49 186V190H51V192H52V194L54 195V196H56V197H59V198H56V197H51L52 195L51 194H49L50 196H48V195H46V197H44V196H37V197H35V199L33 198V197H31V199H28V198H25L24 196H20V193H18L17 191H15L13 188H15V184H13V182H17L16 180H22V178H24V174L22 173V171H20ZM129 170V171H128ZM168 170V169H167ZM167 170H166V172H167ZM258 170V171H257ZM19 171V172H18ZM107 171V172H106ZM12 172V173H11ZM110 172V171H109ZM258 174H257V173ZM108 173V174H107ZM123 173V172H122ZM164 173H165V171H164ZM252 173V174H251ZM13 174H16L15 176L13 175ZM19 174V175H18ZM76 174V176H74ZM181 174H182V172H181ZM181 174H180V176H181ZM5 175V176H4ZM117 175H119V174H117ZM136 175V174H135ZM135 175H133V176H135ZM258 175V176H257ZM4 176V177H3ZM72 176L74 177H72V179L71 180H66V183L67 184H69L71 181L72 182H75V180H77V179H79V176L77 175V173L74 171V172H72ZM123 176H128V175H124L123 174ZM132 176V177H133ZM150 177H149V182H148V185H147V191H149L150 189H152L153 190V186H152V174H150L149 175ZM106 177V178H105ZM120 177V176H119ZM167 177H170V182L171 181H175V178L174 177H176V175H171V172H169V176H167ZM217 177V173L215 174V173H213V177H211L210 179H212V180H210L211 181V183L210 182H208V179L206 180L205 178H203V179H205L206 181H207V183H209V185L208 184H206V187H205V185H204V181L205 180H201L200 179V185H197V186H199V187H195L194 186V189H193V191L195 190L198 194H199V189H200V191L202 190L201 188H203L204 189V192L205 193H208L210 196H212V197H210L209 198V200L210 199H212V200H214V201H210V202H208L207 201V199L205 200V202H204V205H205V211L206 212H204V219L203 218H201V219H197V220H195L194 222H193V227H191L192 229L193 228H195L194 230H192V229H190V228H188L186 231L184 230V231H181V230H179L178 231V229H175L174 230V228H171V227H169V228H162L161 229V231L160 232H157L156 234H153V236L152 237H150L151 239H149V241H148V244L146 245L144 242H147V236H138V240L140 241V242H143V243H141V244H139V246H137L138 248H140L139 250L142 252H139V253H141V255L143 256V255H145V253H146V249L148 248V249H152V248H154L156 245H155V243L153 242L155 239H157V238H160V236L161 237H164L165 235H168L167 237H169V236H171V235H173V234H175V233H192V234H197V233H199V227L203 224V223H205V222H209V221H213V222H215V223H217L220 227H222L224 230H227L226 232H225V236H226V234H227V236H229L230 234H229V227L228 226H225L224 225V220H221V219H219V218H217V217H211V216H209V214H207V213H209V210L212 208V207H222V205H223V203H221L220 201L218 202V199L216 198L217 196H220V191L221 192H224L225 190H226V188L225 187H222V188H219L218 186H215V184H217L216 182H215V180L216 179H219V178H221L222 176H220V175H218V177ZM4 178H6L5 180H4ZM16 178H19V179H16ZM116 179H119V178H117V177H115ZM131 178V177H130ZM216 178V179H215ZM259 178V179H258ZM121 179V178H120ZM119 179V180H120ZM156 179H157V177L155 178V181H156ZM127 180H128V178H127ZM258 180V181H257ZM2 181H4V182H2ZM87 181V183H95V182H92V179H91V176L86 180ZM121 182L123 183L124 182V184H125V181L123 180L122 181V179H121ZM164 182H166V181H163V182H159V181H156V185H155V187H154V194H160L161 193V190H162V188H164V187H170V185H168V184H162V183H164ZM217 182H219V183H221L222 181H220V180H217ZM106 183H107V181H106ZM106 183H104V184H106ZM191 183H194L193 181H191ZM5 184H7V185H9V187L7 188V189H5V187H4V185ZM81 184V182L79 181L76 185H75V187H77V189H78V186L77 185H79V187H82V185H80ZM123 184V185H124ZM196 184V183H195ZM198 184V183H197ZM249 184V182L248 183H245L244 184V186H242V185H240L239 187H241L242 189H244L245 188V190H246V188H247V185ZM41 185V186H40ZM56 185V186H55ZM202 185H203V187H202ZM211 185V186H210ZM39 187H40V189H39ZM53 187H55V188H53ZM75 187H74V185H73V188L75 189ZM201 187V188H200ZM199 188V189H198ZM214 188V189H213ZM225 188V189H224ZM13 189V190H12ZM211 189V190H210ZM4 190V191H3ZM6 190H9V192L8 191H6ZM218 190V191H217ZM68 191V190H67ZM194 191V192H195ZM214 191V192H213ZM216 191V192H215ZM3 192L6 194L5 196H4V194H3ZM219 192V193H218ZM18 194L22 199H23V202L25 203V206L23 205V204H21L22 203V201L20 202V204L18 205L19 207H18V209H20L21 207H22V209L21 210H16L15 208H17V205L15 206L14 205V202L16 201V199L15 198H13V197H17V195H14V194ZM134 193V192H133ZM189 195H190V197L192 198V194H191V191H190V189H189ZM216 193H218V194H216ZM2 194V195H1ZM13 194V195H12ZM109 194H111L112 196H118V197H121V195H117L116 193H109ZM107 196V195H106ZM68 198H70L69 196H68ZM107 198H109V196H107ZM170 198V197H169ZM87 199H90V197H89V195H87ZM144 199V198H143ZM217 199V200H216ZM21 200V199H20ZM45 200V201H44ZM107 200H110V199H106L105 201H103V203H105V204H108L109 202L107 201ZM132 200V199H131ZM131 200H129V201H131ZM167 200H169L168 201V203L170 202V199H167ZM14 201V202H13ZM30 201V202H29ZM51 201H56L59 205H60V210H61V212L60 211H58L59 210V207L57 208V210L56 211H53L52 212V210H51V208L53 207V205H52V202ZM71 201V200H70ZM94 201V200H93ZM133 201H135V200H133ZM38 202V203H37ZM145 202V201H144ZM28 203V204H27ZM51 203V204H50ZM146 203V202H145ZM210 203V204H209ZM211 203H212V205H211ZM216 203H219V205L218 204H216ZM250 203V202H249ZM13 204V205H12ZM141 204V203H140ZM225 204V203H224ZM29 205V206H28ZM44 205H47V207L45 206L44 207ZM215 205H218V206H215ZM2 206V207H1ZM13 206V207H12ZM55 206V205H54ZM124 205H122L121 204V206H119L120 208L121 207H123ZM208 206V207H207ZM225 206V205H224ZM15 207V208H14ZM125 207H126V205H125ZM135 207V206H134ZM134 207H131L132 209H135ZM14 208V209H13ZM26 208V209H25ZM29 208H31V210H28ZM42 208V209H41ZM127 208V207H126ZM210 208V209H209ZM5 209V211H3ZM39 209H41L40 211H38ZM28 210V211H27ZM44 210H46V211H44ZM121 210V209H120ZM32 211V212H31ZM38 211V212H37ZM41 211H43V214L44 213H46L47 212V214H54V215H56L57 217H53V216H51V217H49V219H46V217L45 216H42L41 214H40V212ZM49 212V213H48ZM60 212V214L59 215H57V213H59ZM73 212H76V210L75 211H73ZM33 213H36V218L35 217H31L30 216V214L31 215H33ZM121 214L123 215V216H125V215H127V212H126V210H122V212H121ZM206 214V215H205ZM21 215V216H20ZM27 216V218H26V216ZM105 215H107V216H104L103 217V219H105V220H110L112 217H115L116 215H114V212H113V210L112 209H106V211H105ZM23 216H25V221H24V218H23ZM208 216V217H207ZM21 217V218H20ZM111 217V218H110ZM244 217V216H243ZM242 217V218H243ZM33 218V219H32ZM108 218V219H107ZM182 218V217H181ZM181 218H179L178 216H175V220H176V222L178 223V224H182V225H184V220H182ZM245 218V217H244ZM22 219V220H21ZM38 219V220H37ZM210 219H212V220H210ZM243 219H241L240 220V222L242 223V227H240V228H245L244 230H242V233H244V235L246 234H256V235H259L260 237H262L263 239H264V231H261V230H258L259 229V227H256V228H252L250 225H247V224H245L244 223V221H242ZM144 221V220H143ZM143 221H141V222H143ZM219 221V222H218ZM15 222H19V223H15ZM103 222H105V221H103ZM109 222V221H108ZM107 222V223H108ZM141 222H137L136 224L138 225V227H139V229L141 230L140 232H142V231H146V232H149V230L147 229V230H145V229H143L142 228V226H143V224H145V225H148V223H147V221L146 222H143L142 224H141ZM109 223H111V222H109ZM118 223V222H117ZM147 223V224H146ZM123 224V223H122ZM223 224V225H222ZM7 225V226H6ZM72 225H73V223H71V222H69V223H67V228L68 229H72ZM124 225L126 226L127 225V223L125 222L124 223ZM124 225H122V226H124ZM200 225V226H199ZM222 225V226H221ZM6 226V227H5ZM2 227L4 228H6V229H2ZM121 227V226H120ZM141 227V228H140ZM221 228V229H222ZM22 229V230H21ZM31 229V230H30ZM36 229V228H35ZM222 229V230H223ZM30 230V231H29ZM37 230V229H36ZM46 231H48L47 229H45ZM114 231H115V229H114ZM172 231V232H171ZM64 232H66V231H64ZM108 232H112L111 230H109ZM232 234H234V233H236V229H233L232 230ZM47 234V244L49 245V246H51V245H53V243L51 242V241H53V239H51V237H50V232L48 233V232H46ZM143 233V232H142ZM76 234V233H75ZM74 234V236H76ZM80 234V233H79ZM78 234V235H79ZM104 234H105V231H103V230H98L97 232H94L92 235H91V237L90 238H93V239H95L96 237H97V239L96 240H100L103 236H104ZM222 234V233H221ZM109 236H110V234H108ZM242 235V236H241ZM241 235H234L233 237H234V239H232L231 241L230 240H228V238L226 237L225 238V236H224V238L222 237V239H220L219 240V247L220 248H222V249H226V250H231V249H234V248H236V247H238L240 244H241V242L245 239V237H244V235L243 234H241ZM236 236H238V237H236ZM166 238V237H165ZM76 240H77V242L79 241V243H81L82 242V240H80V239H77V237L75 238ZM11 242H13V247H11V252L9 251V252H5V250H2V249H4V247H3V245H6V244H9L10 245V243ZM44 243H46L45 242V240L43 241ZM51 244V245H50ZM146 245V246H145ZM88 245L87 244H85V243H81V248H80V246H77V247H74L73 249L75 250V249H77V250H81L80 252L82 253V254H84V256L82 257V259H84V258H86V257H88L89 259H88V263L90 264V262H91V264H98V262H96V261H100V262H103V260L102 259H100V258H95L96 256H93V257H91L90 255H89V251H90V247L89 248H87V250L85 249L86 247H87ZM93 246V248H94V245H92ZM91 246V247H92ZM47 248H49L48 246H46ZM143 247V248H142ZM231 247V248H230ZM46 249V248H45ZM144 249V250H143ZM157 249H161V252H162V254H163V256L166 258V260L165 261H168L167 263L168 264H187V263H185V262H183V261H181V260H175L174 258H172L171 256H168L167 254V251L165 250H163L161 247H158ZM83 250V251H82ZM137 250V249H136ZM76 251V250H75ZM85 251V252H84ZM4 252V253H3ZM79 252V253H80ZM84 252V253H83ZM87 253V254H86ZM85 254H86V256H85ZM23 255H24V257H23ZM47 255V254H46ZM125 253H123V255L120 257V259L118 258V256L116 257V258H114V259H116V260H119V262L122 260V259H124V258H126L125 257ZM39 256V257H38ZM144 257V256H143ZM23 258V259H22ZM64 258H66V257H64ZM63 258V262H64V264H65V262L67 261V259H64ZM102 258V257H101ZM145 258H146V255H145ZM46 259H48L47 257H46ZM109 260H111L112 259V261L114 260L113 259V257L112 256H110L109 258H108ZM44 260V259H43ZM116 260H114V261H116ZM162 260V259H161ZM175 260V261H174ZM164 261V260H163ZM95 262V263H94ZM118 262V261H117ZM151 264L153 263V262H150ZM156 263H158V262H156Z\"/></svg>",
    "mask_w": 264,
    "mask_h": 264
},
{
    "label": "water",
    "instance_id": "obj_3",
    "mask_svg": "<svg viewBox=\"0 0 264 264\" xmlns=\"http://www.w3.org/2000/svg\"><path fill=\"white\" fill-rule=\"evenodd\" d=\"M179 14V11H175ZM115 136H127L125 150L131 151L138 157L150 153L158 155V149L153 141V131L144 121L130 125H119ZM113 150L117 146L113 145ZM194 160L199 157L194 156ZM129 171V170H128ZM123 193L122 184L116 178L109 179L99 189L98 194ZM222 229L217 223H205L199 233H175L156 241L157 247H163L169 256L187 264H264V239L256 234H247L241 244L231 250L219 247Z\"/></svg>",
    "mask_w": 264,
    "mask_h": 264
},
{
    "label": "crops",
    "instance_id": "obj_4",
    "mask_svg": "<svg viewBox=\"0 0 264 264\" xmlns=\"http://www.w3.org/2000/svg\"><path fill=\"white\" fill-rule=\"evenodd\" d=\"M105 223H107V222H105ZM116 230V229H115ZM114 231V230H113ZM115 232V231H114ZM111 233V232H110Z\"/></svg>",
    "mask_w": 264,
    "mask_h": 264
}]
</instances>
